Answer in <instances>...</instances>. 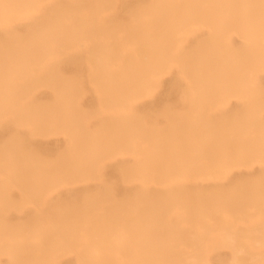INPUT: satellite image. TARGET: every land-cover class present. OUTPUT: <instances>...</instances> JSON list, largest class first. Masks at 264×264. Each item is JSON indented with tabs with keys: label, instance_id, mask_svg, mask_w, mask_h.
Masks as SVG:
<instances>
[{
	"label": "rangeland",
	"instance_id": "1",
	"mask_svg": "<svg viewBox=\"0 0 264 264\" xmlns=\"http://www.w3.org/2000/svg\"><path fill=\"white\" fill-rule=\"evenodd\" d=\"M127 1V0H126ZM247 1V3L245 2V0H244V3L245 4H242V2H240L239 4L240 5H236L235 7H232V11H231V18H232V20L236 23V24H238L241 20H238L239 19V17L237 18V20H236V15H238V13H239V16H241L240 17V19H246L249 15H247V14H252L253 13V16H255V17H250V18H252L253 20H251V22H250V19H249V17H248V20H249V22H250V25L248 24V22L247 23H245V21L246 20H244V23H243V25H241L240 23H242V22H240L239 23V25H241L242 27L240 28L239 26H237V28H236V26L235 27H232L231 26V24L233 23V22H231L232 20H231V18H229V20H230V26H229V23H228V28H227V25H225L224 26V24H221V27H222V29H221V27H219V25H220V21H221V23H225V24H227V20H223V21H225V22H222V20H221V18H217L218 19V22H217V20H216V18H215V20H216V22H217V24H216V22L214 23V21H213V23H214V25H215V27L217 26L218 27V30H220V32L221 31H223V32H221V36H232V35H230L231 33L230 32H232V33H234V35L236 34V32H237V34L234 36L233 35V38L232 39H234V40H232L231 41V43L233 44V46L234 47H236L234 50L235 51H238V49H239V51H241V53H242V51L244 52L245 51V53H242V57L241 58H239V69H241L242 67H243V65H244V67H246V65H247V67L244 69V68H242V70H245V72H247V74H249V76L246 74V75H243V76H241L240 77V79L239 78H237L238 76H228V77H226V78H230V79H233V80H228V79H225V81H224V79H216V80H212V79H210V78H205V77H200V78H198V77H196V78H194L193 77V75H181L180 74V76H179V72L180 71H178L179 70V67L178 66H176V65H173L171 68H169L168 69V71H169V73L167 74V73H165L164 74V72H161L162 70H163V68H160V67H162V65L161 64H163L162 63V61H163V58H164V50L163 49H161L160 47H159V45L158 44H154L153 46H155V48H154V50H156L155 52H158V47H159V50L161 49V50H163L161 53L163 54L161 57L159 56V58H161V64H160V62L158 61V59H155V58H157L158 57V55H156L154 52H152V53H150V54H153L151 57H150V59H152V57L154 58V60H156L157 61V63H156V61L154 62V61H152V60H150L149 62L150 63H154V64H159V66H157L156 65V67L157 68H159V70H158V72H159V74L158 75H151L150 76V78H146V77H143V76H140V77H137V76H135V78H134V75L132 74V72L130 71V70H125V71H129L128 73L130 74V72H131V74L129 75V77H127V72H125V73H119V70L117 69V71H115L114 70V72L113 73H110V72H107V71H105V69H104V67L103 66H101L102 64H100L101 62H100V60L98 61V60H96V57H93L94 55H93V53L92 52H94V50H95V48L96 47H99V46H92V45H84V44H81V45H79V47H77V46H74V45H71V46H68V47H64V48H60L59 50H58V48H57V50H56V52L54 53V55H52L51 56V61H50V63L48 62V64H47V66H46V68L47 69H42L41 67L42 66H32L31 67V71L29 70H27L26 72H25V74L23 75V77L20 79V77H15V76H10V79H9V81H8V86H7V91L6 92H0V106L3 104V109H4V111H3V109H0V113H1V115H0V117H1V122H2V124H1V122H0V124L1 125H4V126H2V128H8V129H10L11 127H9L10 125H13L14 126V128H11V130L9 131H6V132H8L7 134H6V132H4V129L3 130H1V132L2 133H0V136H3L4 135V137L2 138V137H0L1 139H0V188H3L2 189V193H1V189H0V227H4V226H6V228L8 227L9 228V230H8V228H7V232H6V228L4 229L5 231H3V229H2V231H3V233H2V231H1V229H0V231H1V233H0V238L2 239L1 241H0V245L2 246V244H3V246L5 247L6 246V248H2V247H0L1 249H3L2 251H0V263L2 262V264L3 263H5V264H8V262L9 261H11V263H12V261H13V263L12 264H16V260H18V262H17V264H19V261H21V263H23V264H45V263H48V261L50 262V264H52L53 263V260H54V264H55V262H56V264H58L59 262H60V264H79V261H80V264H81V262H82V264H91L92 262L91 261H93L94 260V262L92 263V264H96L97 262H96V259L98 260V263L101 261V263H105V264H123V262H127V263H129V264H139V262H140V264H149L150 262H152L151 264H168V261L169 260H167L166 258H168V259H171V255H173V254H176V255H174L175 256V259H174V256L172 257V259L170 260V261H173V260H175V264H177L178 262V264H196L197 262V264H232L231 263V261H233V264H234V262H235V264H239V262H242V263H244V264H261L262 262V264H264V232H261L262 234H263V237H262V234H260V231H264V224L262 225V223H264V208H260V206L261 207H264V181H263V183H261V181L262 180H264V178H263V176H264V156H262V155H264V142H262L261 140L262 139H264V128H262V126L261 125H263V127H264V117H263V115H264V101H262L261 99H264V82H263V80H264V76H262V74H261V71H263L262 73H264V49H261V47H259L261 50H262V55L261 56H259L260 54H261V52H260V54H258V56H257V53H258V51H259V49L257 50V48H258V45L257 44H262V43H264V22L262 21V20H264V14L263 13H261L263 10H264V1L263 0H258V2H256V1H253L252 2V0H246ZM133 2V3H132ZM150 2V0H148V3ZM252 2V3H251ZM254 2H256V4L254 3ZM121 3H122V1H121ZM128 3H131L129 6H131L132 4H134V5H136V4H138V3H140V0L138 1H135V0H132L131 2L129 1ZM261 3V4H260ZM242 5V6H241ZM259 5V6H258ZM255 6H256V8L258 9H256L255 8ZM259 8H258V7ZM263 6V8H261ZM247 7V8H246ZM241 8V9H240ZM261 8V9H260ZM246 9H248V12L251 10V12L250 13H248L247 12V10ZM259 9H260V11H259ZM244 11V10H246V14L244 13V12H242V11ZM254 10H255V12H254ZM258 12H260V13H256L257 11ZM242 13H243V16H242ZM256 13V14H255ZM241 14V15H240ZM257 14H259V16L257 15ZM120 15H122L121 16V19H123L124 21H126V22H131L132 21V17L130 16V15H127V14H124V13H122V14H120ZM233 15V16H232ZM216 16V15H215ZM106 17V19L109 17L108 15H101V16H98V18L99 19H102V18H105ZM125 17H127V18H125ZM216 17H218V16H216ZM110 18V17H109ZM147 19H149V20H151V18H149V17H146ZM146 18L145 17H142L141 19L140 18H138L137 17V19H138V21L139 22H135V25H134V27L132 28V31L131 32H133V34L134 33H136L137 34V36H134V38L136 37V39L134 40L133 38H129V36H131V37H133L132 36V34L131 35H129L128 36V34L125 32V30H126V28H124V26L123 25H121V24H119V25H117L116 23H110L108 26L110 27V30H109V27L105 30V32H104V30H103V33H104V35L105 36H114V37H116V36H120L122 39H124V37H125V39H126V41H125V43L128 45V46H130V47H133L136 51H137V54H145L144 56L146 57L147 55L146 54H149V49H148V46H147V48L145 49V47H143L144 45H145V43H144V40L142 41V36H140V35H138V34H142L143 35V32L145 31L146 32V30H148L149 31V29H148V26L146 25V24H144V23H142V21L143 20H146ZM261 18V19H260ZM71 19H78L77 17H72ZM158 20H159V25H158V27L159 28H161V29H164V28H166V26H167V22H168V20H170L171 19V16L170 15H166V16H161V17H159V18H157ZM220 19V20H219ZM134 20H136V18H134ZM197 21V23H196V21ZM41 22H42V24L44 23V20H40ZM195 21V22H194ZM194 21H192V19H191V24H192V30H196L195 32H197L196 33V35L198 36L197 37V39H195L194 37H192V35H189V37L188 38H186V40H187V43L189 44V45H186L187 43L185 42L186 40L184 39V42H182L181 40H182V34L179 32L180 30L179 29H172L173 30V32H174V34L175 35H173V39H174V43H173V46H174V48H178V47H182L185 43V47L187 48L188 47V49L190 50V49H193V48H196L197 50H195L194 52L196 53V55H194V53H193V51H192V59L193 60H199V59H201V58H203V57H205L207 54H210V52L213 50H211V48L214 46V45H212L214 42V44L216 45H220V47H223L224 46V44L222 43V42H219L218 41V39H215L216 41H214L213 39L215 38L211 33H210V31H211V28L210 27H205V26H201L198 22V19L197 18H195L194 19ZM237 21H238V23H237ZM124 24H128V23H125V22H123ZM219 23V24H218ZM17 24V23H16ZM42 24H40V25H42ZM234 24V23H233ZM244 24H245V26H247V27H245L244 26ZM251 24L253 25V28L251 27V29L250 28H248L249 26H251ZM17 25H19V23L17 24ZM20 25H22V24H20ZM44 25V24H43ZM42 25V26H43ZM95 25L96 24H93V26H91V27H89V29L91 28H93V30H95V33H91L93 30H91L90 31V33L91 34H93V35H95V34H97L98 32H96V30H98V28H96L95 27ZM111 25H113V28L111 29ZM258 25V26H257ZM260 25V26H259ZM196 26V27H195ZM223 26L226 28V30H225V28H223ZM217 27L215 28V30L217 31ZM261 29H260V28ZM205 28V29H204ZM245 28H248V29H246V30H252L250 33L248 32L247 34H246V32L247 31H245L244 29ZM22 29H23V27H22ZM161 29H159V31H161ZM198 29H202L201 31H199L198 32ZM204 29V30H203ZM208 29V32L206 31ZM242 29V30H241ZM24 31L26 30L25 28L23 29ZM22 30V31H23ZM34 30V29H33ZM241 30V31H240ZM261 30H263V31H261ZM99 31V30H98ZM108 31V32H107ZM138 31H140V33H138ZM151 32L150 33H155L156 32V29L154 30L153 29V31L152 30H150ZM193 31V33H195ZM203 31V32H202ZM241 34H243V32H245V34H246V36H244V34L243 35H240V33ZM258 31H261V32H258ZM87 32H88V30H87ZM94 32V31H93ZM206 32H207V34H206ZM218 32V31H217ZM200 33V34H199ZM210 33V34H209ZM229 33V34H228ZM31 34V38L33 39V35H35L36 36V34L39 36L40 34H43V32L41 31H36V32H34L33 33V35H32V33H30ZM29 34V35H30ZM202 34V35H201ZM263 34V35H262ZM2 35V34H1ZM28 35V34H27ZM135 35V34H134ZM146 35H148V34H146ZM209 35H211V36H209ZM254 35H256L255 37H257V38H255L254 37ZM258 35V36H257ZM34 36V39L36 38V37H38V36H36L35 37ZM127 36H128V38H127ZM145 36V35H144ZM143 36V37H144ZM150 34L148 35V37H147V42H149V39H150ZM204 36V37H203ZM207 36V38H205ZM208 36H209V38H208ZM259 36H261V39L259 38ZM137 37H140V38H137ZM204 39H203V38ZM212 37H214L213 39H211ZM229 37V38H230ZM254 37V38H253ZM31 38H29V36H28V39L31 41L32 39ZM142 38V39H141ZM189 38H191V39H189ZM195 39V41H194V43H193V40ZM200 38H202L204 41L203 42H205L207 39V45H209V47L208 46H206V47H208L209 49H210V51H209V49L208 50H206L205 51V48L206 47H204V46H201V45H206V44H204L203 42H201L200 43ZM238 38H240V40L238 39ZM259 38V40H258V42H257V39ZM133 39V40H132ZM139 39H141V41L139 40ZM200 39V40H199ZM211 39V40H210ZM231 39V38H230ZM255 39V40H254ZM128 40V41H127ZM145 40V41H146ZM213 40V41H212ZM239 40V41H238ZM261 40V41H260ZM33 41V40H32ZM131 43H130V42ZM208 41H210V42H208ZM235 41L236 42H240L239 44L238 43H235ZM242 41V42H241ZM251 41H255V43L254 42H252L251 43ZM142 44H141V43ZM193 43V44H190V43ZM257 42V43H256ZM261 42V43H260ZM144 43V44H143ZM200 43V44H199ZM247 43H251L250 45L249 44H247ZM210 44H211V46H210ZM245 44V45H244ZM147 45V44H146ZM236 45V46H235ZM242 46V45H244L242 48H240V46ZM263 45V44H262ZM84 48H83V47ZM143 47V48H141V47ZM239 46V47H238ZM256 46V47H255ZM200 47H204V49H203V51H202V49H198V48H200ZM73 48H75V50L77 51V52H75L74 50H71V49H73ZM80 48H83L82 50L80 49ZM86 48V49H85ZM139 48H140V51L141 52H139ZM247 48V49H246ZM256 48V49H255ZM262 48H264V45L262 46ZM89 49V50H88ZM90 49H94V50H90ZM71 50V52H69ZM81 50V51H80ZM83 50H85V51H83ZM97 50V49H96ZM99 50H100V48H99ZM153 50V51H154ZM198 50H201V51H198ZM66 51V52H65ZM79 51L80 52H83V53H81V55H83L82 57H81V55H76V57H78L79 58V56L81 57V58H83L82 59V65H80V64H78V62L80 63V60L79 61H77L78 59L75 57V54H77V53H79ZM88 51H90V54H89V52ZM92 51V52H91ZM98 51V50H97ZM97 51H95V52H97ZM111 51V50H110ZM110 51H109V55H111L110 54ZM148 51V53H146ZM198 51V52H197ZM205 51V52H204ZM246 51H247V53H246ZM145 52V53H144ZM203 52V53H202ZM257 52V53H256ZM85 53H86V55H85ZM251 55L252 54V56H250L249 54ZM256 53V54H255ZM158 54H160V52L158 53ZM253 54H255L257 57H258V60H257V57L256 56H253ZM64 55H66V59H70V58H72V60H74L75 59V61L77 62V64H75V67L73 66L74 64V62L71 60H68V62L70 61V62H72L71 63V65H70V63L68 64H66V63H64L63 64V62H64V58H62V57H64ZM89 55V56H88ZM108 55V56H109ZM247 55V56H246ZM85 56V57H84ZM96 56V55H95ZM112 56H113V53H112ZM254 57V59L256 60L255 62H253V63H257L256 65H254V66H252L251 68H250V70H249V66H251L250 64H252V62H249V60L251 59V58H253ZM54 58H56V60L54 59ZM58 58H62V60H63V62H62V64H60L61 63V59H58ZM93 58V59H92ZM247 58H249L248 60H247ZM260 58V59H259ZM55 60V61H54ZM83 60H84V62H85V64H84V62H83ZM94 60L96 61V62H94ZM160 60V59H159ZM91 61H93V65L91 64ZM97 61L99 62L98 64H95V63H97ZM251 61H253V60H251ZM52 62V63H51ZM66 62H67V60H66ZM159 62V63H158ZM243 62V63H242ZM244 62H247V63H245L244 64ZM248 62L250 63V64H248ZM258 62H259V64H258ZM57 63V64H56ZM54 64V65H53ZM56 64V65H55ZM68 66H66V65ZM73 64V65H72ZM83 64H84V66H83ZM27 65H30V64H27ZM59 65H60V67H59ZM76 65H78L77 67H76ZM95 65H97V69L98 70H95L94 71V69L93 68H96V67H94ZM253 65V64H252ZM75 68H73V67ZM93 66V67H92ZM101 66V67H100ZM240 66H242V67H240ZM62 67V68H61ZM83 67H84V70H83ZM177 68L176 70L175 69H173V68ZM50 68H52L51 69V72H54L55 70V73H53V74H51L50 72H49V70H50ZM60 68V69H59ZM71 68V69H70ZM82 70V72H81V70ZM116 68V67H115ZM263 68V69H262ZM63 69V70H62ZM76 69L78 70L79 69V71H76ZM91 71H90V70ZM93 69V70H92ZM173 69V70H172ZM247 69V70H246ZM41 70V71H40ZM42 70H44V73L45 74H41V73H39V71L40 72H42ZM63 71V73L61 72V71ZM173 72H172V71ZM70 71H72V72H70ZM86 71V72H85ZM100 71V72H99ZM167 71V70H166ZM252 71H254L255 73H253ZM38 72V73H37ZM67 73V74H65V73ZM68 72H70V73H68ZM85 72V73H84ZM99 72V73H98ZM108 73V74H106L107 75V77H106V75H104L105 73ZM171 72V73H170ZM176 72H177V75L176 76H179V77H175V74H176ZM26 73H27V75H26ZM48 73V74H47ZM51 75H50V74ZM74 73V74H73ZM89 73V74H88ZM258 73H259V75H258ZM92 74H95L94 76L97 78V76H98V78L96 79L97 80V83H96V81L95 82H93L95 79H92L91 77H93V76H91ZM99 74V75H98ZM251 74H252V76H251ZM257 74V75H256ZM261 74V75H260ZM26 75V76H25ZM29 75V76H28ZM43 75H47V77H48V79H47V77L45 76H43ZM56 75V76H55ZM101 75L103 76L102 78H101ZM166 75V76H165ZM169 75V76H168ZM24 76H25V80H24ZM43 76V79L41 78ZM86 76V77H85ZM100 76V77H99ZM104 76L106 77V78H104ZM183 76V77H182ZM184 76H187V78H185ZM251 76V77H250ZM262 76V79H261V81H260V77ZM30 77V78H29ZM40 77V78H39ZM95 77H93V78H95ZM127 77V78H126ZM133 77V78H132ZM246 77V78H245ZM36 78V79H35ZM55 78V79H54ZM79 78V79H78ZM90 78L93 80V81H91L90 80ZM161 78H162V80H161ZM173 78V79H172ZM180 78H181V80H180ZM183 78H185L184 80H185V82H184V80H183ZM243 78V79H242ZM35 79V81L37 82V81H39V82H35V81H30L31 82V84L30 83H26V82H28L29 80H34ZM39 79V80H38ZM42 80V84H40L41 83V80ZM44 79H46V82L47 81H50V83H52V85L51 84H47L46 82H45V80ZM53 81H52V80ZM88 79V80H87ZM107 79V80H106ZM169 79H172V80H169ZM191 79H193L192 80V82H194V80L196 79V81L197 82H194V83H192L190 80ZM242 79V80H241ZM246 79V80H245ZM85 80H86V82H85ZM132 80V81H131ZM161 80V81H160ZM183 80V81H182ZM226 80H228V81H226ZM238 80H239V84L237 83L236 84V82H238ZM245 80V81H244ZM21 81V82H20ZM102 81V82H101ZM159 81L160 82H162V84L161 83H159ZM169 81L171 82V83H169ZM177 81V82H176ZM178 81H179V83H178ZM180 81H181V86L179 85L180 84ZM230 81H233V84H235L236 85V87H238V89H236V87L232 84V83H230L231 85H228L229 84V82ZM240 81H241V83H240ZM24 82H25V84H24ZM43 82H45L46 84H44ZM56 83V85H55V83ZM85 82V83H84ZM135 82H137V84H135ZM183 82V83H182ZM199 82V83H198ZM245 82V83H244ZM261 82H263V84L261 85ZM10 83H11V85H10ZM12 83H13V85H12ZM15 83H18V85L16 86L15 85V87H14V84ZM24 85H29V86H31V85H33V86H31V88H29V87H27L26 88V86H24V87H22L23 89L21 90V86H23V84ZM36 83V84H35ZM64 83V84H63ZM133 83V84H132ZM177 84V86H176V84ZM190 85H189V84ZM40 84V85H39ZM59 84H62V86L60 85V87H61V89H60V87L58 86ZM67 84V85H66ZM88 84V86L86 87L85 85H87ZM98 84V85H97ZM102 84V85H101ZM103 84H105V85H103ZM132 86L131 88H130V85ZM138 84H139V86H138ZM160 84H161V86H160ZM182 84L184 85V84H187L185 87L184 86H182ZM194 84H200L199 85V88H195V86H194ZM208 85V87L209 88H206V87H203L204 85ZM228 86H227V85ZM102 86L103 88H101V87H99L98 88V86ZM108 85V86H107ZM117 85V86H116ZM119 85V86H118ZM125 85H127L126 87H125ZM134 85V86H133ZM238 85V86H237ZM9 86H11V88H12V90H11V88L9 87ZM57 86L59 87V88H57ZM65 88H64V87ZM136 86V87H135ZM169 88H168V87ZM175 86H176V88H175ZM194 86V87H193ZM198 85H196V87H197ZM226 88H225V87ZM18 87V90H16V88ZM35 87H36V90L38 89V88H40V90H38L37 91V93H35L36 91H34L35 90ZM44 87V89H41V88H43ZM53 87H54V89H53ZM122 87H124V88H126V89H124L123 91H125V92H127L128 91V89H130L129 91H133L134 90V88L133 87H135L136 88V91H137V89H138V92H135V93H133V95H132V93H130L129 91H128V93L127 94H123V92H121L120 91V93H119V89H121ZM129 87V88H128ZM160 87V88H159ZM202 89H201V88ZM224 89H223V88ZM232 87V88H231ZM31 89V91L29 90V89ZM46 88V89H45ZM56 88V89H55ZM117 88H119L118 90H115V89H117ZM144 88V89H143ZM175 88V92L173 91V89ZM185 88H186V90H185ZM222 88V89H221ZM259 88V89H258ZM10 89V90H9ZM26 89H28V91L26 90ZM49 89V90H48ZM108 89H110V91H111V93H108L109 91H108ZM158 89V90H157ZM168 91H167V90ZM209 89H211V90H214V89H216V90H214V91H212V92H210L209 91ZM221 89V90H220ZM225 89H226V91H225ZM20 90V91H19ZM88 90H90L92 93H93V97L91 96L92 94L89 92V94H87V92H88ZM97 90H99L98 91V93H97ZM107 90V91H106ZM113 90H115V91H113ZM174 92H172V91ZM183 90H185V91H187V92H184ZM207 91L206 93H204L205 91ZM223 90H224V92H225V95H223L224 93H222L223 92ZM235 90V91H234ZM262 90V91H261ZM16 91V92H15ZM18 91H19V93H21V95H24V97H22L21 95L19 96V94H18ZM22 91H26L25 92V94H22ZM50 91V92H49ZM55 91H57V92H55ZM75 91V92H74ZM103 91H105V92H103ZM112 91L113 92H115V93H112ZM166 91V93H164ZM170 91H171V93L172 94H170ZM198 91H200L199 93H198ZM201 91H204V92H201ZM215 91H218V92H215ZM227 91H228V93H227ZM229 91H232V92H230L229 93ZM14 92L16 93V94H14ZM32 92V93H31ZM158 92V93H157ZM179 92V94H177ZM184 92V93H183ZM214 92V93H213ZM3 93H5V94H3ZM24 93V92H23ZM50 93H52V95H49ZM155 93V94H154ZM161 93V95H159ZM210 93H213L212 95L210 94ZM13 94H14V97H13ZM27 94H29V96L27 95ZM34 96H33V95ZM46 94H48L47 96H46ZM99 94V95H98ZM119 94H121L122 95V98H119V97H121V95H119ZM146 94V95H145ZM157 94H158V96H159V98H158V96H157ZM163 94H166V95H164V96H162ZM173 94H175V95H173ZM197 94V95H196ZM199 94H200V97H199ZM263 94V95H262ZM15 95H18L17 96V99L15 100L14 98H15ZM67 96V99H66V96ZM75 95V96H74ZM85 95H87V96H85ZM100 97H98V96ZM116 95L118 96V98L117 99H114V100H112V102L113 103H111L110 105H109V103L111 102H109V101H107L108 103H105V101L106 100H108L111 96H113V97H116ZM152 95H155V96H153L152 98H151V96ZM172 95V96H171ZM178 95V96H177ZM198 96L199 97V99L198 98H196V96ZM229 95V96H228ZM230 95L231 96H233L235 99H231V101H230ZM10 96V97H9ZM11 96L13 97V100L11 99ZM30 96H33V97H30ZM49 96H52V97H49ZM54 96L56 97L55 98V100H54ZM74 96V97H73ZM83 96H85V97H83ZM165 96L166 97H170V98H167L168 99V101H166V98H165ZM27 97V98H26ZM32 98V99H30V98ZM69 97H70V100H69ZM73 97V98H72ZM83 97V98H82ZM91 97V98H90ZM95 97H96V99H95ZM105 98V99H103V104H102V99L101 98ZM107 97H108V99H107ZM113 97H111L110 99H112ZM162 97H164V98H162ZM176 97L178 98V101H175V103H173L174 101L173 100H177L176 99ZM181 97H183V98H181ZM217 98V99H215V98ZM219 97H221L220 99H218ZM242 97V98H241ZM257 97L259 98V100L260 101H262L261 102V104H259V100L257 99ZM263 97V98H262ZM9 98H10V100H9ZM22 98V99H21ZM35 98L36 99H40L39 100V106H38V100H35ZM46 98V99H45ZM49 98V99H48ZM81 98H82V104L80 103V100H81ZM145 98H147V99H149V101L147 100V99H145ZM154 98V99H153ZM239 98V99H238ZM26 99V101L24 102V100ZM27 99H29V100H27ZM95 99V100H94ZM109 99V100H110ZM144 100L146 103H144V105L142 106H139V105H136L139 101H141V100ZM152 99V102L150 103V100ZM196 99H197V102L195 103V101H196ZM208 99V100H207ZM210 99H211V101H210ZM213 99V100H212ZM221 99H222V101H221ZM238 99V101H240L239 102V104H237L236 102H238V101H236ZM251 100V102L253 101V100H255V101H253V103L251 104V102L249 103V101ZM253 99V100H252ZM259 101H257V100ZM30 100H33V101H30ZM92 100H93V102H92ZM96 100L98 101L97 102V104H96ZM117 100V101H116ZM230 101V104H228V102H225V101ZM249 100V101H248ZM22 101V102H21ZM30 101L31 103H30V105H29V103L28 102ZM36 101V102H35ZM42 101V102H41ZM73 101V102H72ZM114 101H116V103L114 102ZM118 101H120V102H118ZM153 101H155L154 103H153ZM162 101H163V104L160 106V104L162 103ZM169 101H173V102H170L169 103ZM208 101L209 102H212V103H216V104H218L217 105V107H219V106H231L230 108L229 107H222L221 109L220 108H215V103L213 104V106L214 107H212V103L211 104H209L210 105V107L209 106H207V104H208ZM246 101H248V102H246ZM28 104H27V103ZM32 102H35L36 104H35V106H38V109L40 110V109H42V107H43V109L42 110H44V112H42V111H39V110H37V107H34L35 108V110L32 108V107H30V106H33V103ZM94 102H95V104L97 105H94L93 107H89V106H92V104H94ZM100 102V103H99ZM117 102H118V104H117ZM178 102H180L179 104H178ZM207 102V103H206ZM220 102H222V103H220ZM6 103H8L9 105H10V107L8 106V107H5L6 106ZM27 105H26V104ZM141 103V102H140ZM143 103H141V104H143ZM150 103V104H149ZM191 103V104H190ZM220 103V104H219ZM238 105H236V104ZM246 103H248L249 105L247 106L246 105ZM24 104H25V106H24ZM41 104V105H40ZM59 104V105H58ZM102 104V105H101ZM104 104H107V105H105L104 106ZM117 104V105H116ZM132 104H133V106H132ZM193 104H196V105H193ZM235 105V106H232V105ZM244 105V108L243 107H241V105ZM254 104H256V105H254ZM257 104H259L258 106H257ZM46 105V106H45ZM49 105V106H48ZM56 105H58V109H57V106ZM87 107H86V106ZM99 105V106H98ZM100 105H101V107H100ZM149 105H153V108L155 107V110H153V109H151L150 107L151 106H149ZM159 106V108H157L158 106ZM176 105H179V106H182V105H186V107H185V109L182 107V109H180L179 108V106H176ZM192 105V106H191ZM242 105V106H243ZM250 105H252V106H250ZM29 106V107H28ZM52 106H54V109H52ZM56 106V107H55ZM71 106H73V107H71ZM84 106V107H83ZM136 106H139V107H136ZM176 106V110L174 109V107ZM190 106H191V108H190ZM197 107V110H196V107ZM207 106V107H206ZM258 107L259 108V106H260V110H259V115L258 114H256V115H258V116H256L255 115V113H258V109H257V111H256V108L255 107ZM14 107V108H13ZM26 107V108H25ZM40 107V108H39ZM51 107V109H49ZM62 107V108H61ZM131 107L133 108V111L131 110ZM142 107H144L143 109H142ZM147 107V108H146ZM172 108V110H171V108ZM233 107V108H232ZM237 107V108H236ZM248 107V108H247ZM251 107V108H250ZM6 108V109H5ZM31 108V109H30ZM71 108V109H70ZM98 108H100V109H98ZM136 108V109H135ZM141 109L140 111L138 110V109ZM205 108V110H203ZM216 109V110H221V112H219V111H216L217 113H214L215 112V109H214V111L213 110H210V109ZM239 108V109H238ZM241 108H242V110L244 109L245 111H241ZM250 108V109H249ZM254 108H255V110H254ZM8 109V110H7ZM47 109H48V112H47ZM62 109H64V110H62ZM77 109H78V111H77ZM191 109H192V112H191ZM203 110L202 112H200L201 110ZM208 109V110H207ZM234 110L235 112H234V114H233V111L232 110ZM236 109H238L237 110V113H236ZM247 109V110H246ZM252 109V110H251ZM5 110H7V111H5ZM38 111L39 112V114H37V116H34V117H36L35 119H39V121L38 120H36V122H37V124L35 123H33L32 121H33V119H34V117H33V114H32V112L31 111ZM50 110V111H49ZM80 110H81V112H80ZM173 110H175L174 112L176 113H174L173 112ZM184 110V111H183ZM11 111H13V112H11ZM23 111V112H22ZM30 111V112H29ZM34 112V114L35 113H38V112ZM180 113H179V112ZM195 111V113L197 112V114H199V115H196L195 113V115L193 114V112ZM208 111V112H207ZM209 111H211V114L209 115ZM213 111V112H212ZM222 111H224L223 113H222ZM229 111H231L230 112V114H228L229 116L227 117V116H225L224 115V113H228ZM261 111V112H260ZM9 112V113H8ZM28 112V113H27ZM40 112H42V116H44L43 114H46V116H49L48 117V123L47 124H51L52 126H51V128H49L50 126L48 125V126H43V125H47V124H45L46 122H47V118H45L44 119V117H42L41 116V113ZM45 112H47V113H45ZM49 112H51V114L49 115ZM200 112V113H199ZM249 113V114H247L246 115V113ZM4 113V114H3ZM105 113V114H104ZM133 113V114H132ZM138 113V114H137ZM175 115H174V114ZM219 113H221V116L219 115ZM244 113H245V115H244ZM262 113V115H260ZM6 114H11V117H13V119H11L10 118V116L8 117L9 119H10V123L11 124H8L9 123V119L7 120V122H6V117H7V115ZM17 114L18 116H15V115ZM24 115V117L23 116H21V115ZM32 114V115H31ZM201 114H203L202 116H201ZM222 114L224 115V117L222 116ZM233 114V115H232ZM235 114H237L236 115V117L238 118V120H239V122L237 123V122H234L235 120L236 121H238L237 120V118H235ZM19 115H20V117H23V118H20L19 117ZM36 115V114H35ZM39 115V116H38ZM65 115V116H64ZM104 115V116H103ZM136 115L138 116V118L136 117ZM208 117H207V116ZM217 115H219L220 117V119H224L225 121L223 122V119L222 120H220L219 118L216 120L215 119V117H218ZM240 115V116H239ZM243 115L245 116L244 117V119H242L243 118ZM249 115H254L253 116V121L251 122L250 120L251 119H249L250 118V116ZM6 116V117H5ZM164 116V117H163ZM179 116V117H178ZM210 116H211V119H210ZM213 116V117H212ZM215 116V117H214ZM234 116V117H233ZM252 116H251V118H252ZM5 117V119H3ZM15 117H18L17 119H21V120H17V121H15L14 120V118ZM154 117V118H153ZM155 117H156V120L157 119H159V117H160V119L158 120V121H160V120H162L163 121V119H164V121H166L165 123L166 124H164V122H157L156 120H154L155 119ZM158 117V118H157ZM161 117H162V119H161ZM202 117V118H201ZM207 117V118H206ZM232 118V120H231V118ZM258 117H261V119L260 118H258ZM42 118H43V120H46V121H43L42 120ZM65 118V119H64ZM173 118H175V121L173 120ZM213 118V119H212ZM235 118V119H234ZM133 119V120H132ZM148 119V120H147ZM206 119V120H205ZM209 120V122H208V120ZM226 119H228V121L226 120ZM247 119H249V120H247ZM263 119V120H262ZM40 120H42L41 121V123L43 124V125H38V124H40ZM62 120H64V121H62ZM92 120V124H90V121ZM168 120L170 121L169 123H168ZM186 120H187V122H186ZM213 120H216V121H213ZM234 120V121H233ZM257 120H258V122H257ZM13 121H15V122H13ZM57 121H59V123H61V122H65V128L64 127H62V129L60 128L61 126L60 125H62V124H59L58 126H59V128H60V130H59V128H58V126L56 127V129H55V126H54V128H53V125L55 124V125H57L56 123H57ZM148 121H150V122H148ZM207 121V122H206ZM223 123H222V122ZM227 121V123L228 124H232V123H234L233 124V127H235V125H239V127L237 128V127H235L234 128V130H233V128L232 127H230V125H228L227 123V126H226V124H225V122ZM245 121H247V123L245 124ZM249 121H250V124H249ZM259 121H263V122H261L260 123V125H259ZM33 123V127H32V123ZM35 122V121H34ZM39 122V123H38ZM66 122H68L67 124L69 125L68 127H67V125H66ZM182 122V123H181ZM184 122V123H183ZM201 122V123H200ZM220 122V123H219ZM244 122V125H241L242 123ZM69 123H71V124H69ZM74 123H76L75 125H74ZM102 123H103V125H102ZM105 123V124H104ZM152 123V124H151ZM219 123V124H218ZM252 123V124H251ZM8 126H6V125ZM30 124V125H29ZM107 124V125H106ZM133 124V125H132ZM201 124H202V126H201ZM217 124V125H216ZM221 124V125H220ZM223 124V125H222ZM225 124V125H224ZM256 124H258L259 125V127L256 125ZM0 125V126H1ZM104 125H106V129L105 128H103L104 127ZM110 125H111V127H110ZM113 125V126H112ZM160 125H162L161 127H159ZM180 125V126H179ZM197 126V127H195V126ZM200 127H199V126ZM208 125V126H207ZM6 126V127H5ZM12 126V127H13ZM26 126H30V128L31 129H28V127H26ZM37 126H38V128H37ZM44 127V130H43V128L42 127ZM103 126V127H102ZM149 126V127H148ZM213 126V127H212ZM222 126V127H221ZM242 126V127H241ZM25 127H26V129H25ZM40 127V128H39ZM99 127H101L100 129H99ZM107 127H109V128H107ZM153 127L155 128V129H153ZM166 127V128H165ZM169 127V128H168ZM192 127L194 128L195 127V129H193V131L194 132H200V134L199 135H201L204 139H206V141L208 142H206L204 139H202L201 141H199L200 139H201V137L200 138H198L199 137V135L197 134V136H196V133H193L194 134V136L196 137V138H198V140L196 139V138H194V136H193V134H192ZM204 127H205V129L206 128H208V129H206V131H205V133H204V131H203V129H204ZM218 127V128H217ZM219 127H221V128H219ZM258 129H256V128ZM1 127H0V129H2ZM23 129V131H22V129ZM50 130H49V129ZM58 128V129H57ZM97 128H98V130H97ZM159 128V129H158ZM197 128V129H196ZM215 128V129H214ZM248 128H249V130H248ZM21 129V130H20ZM25 129V130H24ZM54 129V130H53ZM109 129V130H108ZM161 129V130H160ZM164 129V130H163ZM172 129V130H171ZM199 129H201V130H199ZM245 129V130H244ZM262 129V130H261ZM7 130V129H6ZM28 130V131H27ZM32 130V131H31ZM42 130V131H41ZM48 130V131H47ZM51 130H53V131H51ZM109 132H108V131ZM167 130L168 131H173L172 133H173V135L171 134V133H169V134H167L168 132H167ZM177 130H179V131H177ZM184 130H185V132H184ZM192 132H191V131ZM196 130V131H195ZM248 130V131H247ZM255 130V133H256V131H257V133L256 134H254L252 131H254ZM261 130V131H260ZM25 131V132H24ZM57 131V132H56ZM105 132V134L103 133V132ZM161 131H163V132H161ZM170 131V132H171ZM188 131V132H187ZM202 131V132H201ZM230 131V132H229ZM247 131V132H246ZM31 132V133H30ZM44 132V133H43ZM98 132L100 133V132H102V135L105 137V135H106V137H108V140H106L107 142H105L104 143V141L103 142H101L102 141V139H101V141L99 140V142L98 141H96V139L98 138V136H96L97 138L95 139L93 136H95V133H97V135H99L98 134ZM127 132V133H126ZM185 134H184V133ZM189 132H191L189 135H187V133H189ZM208 132V133H207ZM226 135V142H225V144H223L224 143V140H225V138H224V136H222V134L223 133ZM263 132V133H262ZM41 134V136H40V134ZM54 133V134H53ZM80 134V136H79V134ZM108 135H107V134ZM180 133V134H179ZM202 133H204V134H202ZM258 133H260V138H261V140L259 141L258 139H260L259 138V135H258ZM159 134V135H158ZM219 134H221V136L224 138L223 139V142H222V138L220 137L219 138ZM223 134V135H224ZM253 134H254V136H253ZM6 135V136H5ZM28 135H29V138H28ZM43 135V136H42ZM50 135H56V136H50ZM60 135H63V137L62 136H60ZM112 135H115V137H112ZM121 135V136H120ZM123 135V136H122ZM157 136V138H156V136ZM167 135H168V137H167ZM174 135H175V137H174ZM179 135H181V137L179 136ZM257 135V136H256ZM18 136V137H17ZM47 136H50V138L48 139V137ZM58 136V137H57ZM100 136V135H99ZM103 136H100L101 138H103ZM154 136V137H153ZM172 136V137H171ZM179 136V138H176V137H178ZM36 137H38V139L36 138ZM39 137H41V138H39ZM46 138L47 137V139L45 140L44 138ZM89 137V138H88ZM91 137H93L94 139H95V141H94V139L93 138H91ZM109 137H111V142H109L108 143V141H110V139H109ZM121 137V138H120ZM158 137H159V139H158ZM186 137H188L189 139H190V141L188 140H186ZM192 137H193V139H192ZM244 137V138H243ZM247 137H248V140H247ZM249 137H250V139H249ZM34 138H36L37 139V141H38V144H37V141H34L35 139ZM82 138H84L85 140L86 139H88V140H90V139H92L93 141H94V146H92L93 145V143H92V145H89V144H91V141H89L90 143H88V141L85 143V145H88V148L87 147H83L82 146V143H81V141H83V139ZM112 138H116L115 140H113ZM123 138V139H122ZM148 138V139H147ZM174 138H176V140L174 139ZM180 138H184L183 140L185 141V142H183L184 143V145H186L187 146V144H189V146H187V147H190V148H192V146H194L195 145V143H194V141H196L197 140V142H198V145H197V143H196V147H199V148H194V151L192 152V150H191V154H192V157L194 158H192L191 160H190V155L191 154H189L188 153V150L186 149V147L184 148V146H183V149H182V142H181V140L182 139H180ZM258 138V139H257ZM11 139H12V141L15 139V142L13 141V143H11ZM30 139V140H29ZM33 139V140H32ZM41 139V140H40ZM63 139V140H62ZM66 139V140H65ZM98 139H100V138H98ZM97 139V140H98ZM105 139H107V138H105ZM161 139V140H160ZM196 139V140H195ZM209 139H211V145L209 144ZM240 139V140H239ZM252 139V140H251ZM64 140H65V142H64ZM172 140V141H171ZM193 142H192V141ZM221 140V141H220ZM238 140L240 141V142H243L244 143V141L245 142H248V143H250L251 145H253V147L255 146V145H257V146H255L254 147V149L252 148V146L249 148L248 147V143H245L246 145H247V147H246V145L244 146L243 145V143H241V146H240V142H238ZM18 141V142H17ZM31 141H33V142H31ZM54 141H58V143H56V145H54L55 143H54ZM60 141V142H59ZM69 141L70 142H72L74 145H72L73 146V148L74 149H72V150H68V148L70 149V143H69ZM155 141H156V143H155ZM204 141H205V143H204ZM238 142V143H235L234 144V142ZM250 141V142H249ZM259 142V143H257V142ZM7 142H9L10 143V145H12V146H10ZM97 142V143H96ZM201 142V143H200ZM36 143V145H34V144ZM65 143V144H64ZM71 143V144H72ZM111 143V144H110ZM114 143V144H113ZM162 143V144H161ZM171 143V144H170ZM185 143H187V144H185ZM190 143H192V144H190ZM194 143V144H193ZM255 143H257V144H255ZM8 144V145H7ZM77 144V145H76ZM97 144V145H96ZM175 144H177L176 145V148H175ZM201 144V145H200ZM213 144V145H212ZM229 144L230 145H232L231 147L229 146ZM234 144V145H233ZM250 144H249V146H250ZM45 145V146H44ZM65 145V146H64ZM83 145H84V143H83ZM84 145V146H85ZM165 145V146H164ZM170 145V146H169ZM191 145V146H190ZM209 145V146H208ZM215 145V146H214ZM219 145V146H218ZM238 145V146H237ZM38 146V147H37ZM40 146H41V150L43 149V153L40 151ZM54 146H57V147H54ZM58 146L59 147H61L60 149H55V148H58ZM72 146H71V148H72ZM78 146V147H77ZM97 146V147H96ZM105 146V147H104ZM164 146V147H163ZM208 146V147H212L213 148V146L214 147H216L215 149H217V150H221L219 153H221V155L219 154V153H213V152H216V151H213L212 150V148L211 149H209V148H207V150H205L206 149V147ZM220 146H222L221 148H220ZM229 146V147H228ZM236 146V147H235ZM244 148H243V147ZM261 146V147H260ZM6 147V148H5ZM11 147H13V150H15V153H17V154H14V152L13 151H11L12 150V148ZM65 147V148H64ZM80 147V148H79ZM81 147H83V148H81ZM100 147V148H99ZM217 147H219V148H217ZM237 147H239L240 148V150H245L246 148H248V149H250V150H248V149H246L245 151H244V153H246V151L248 152V154H253V153H255L256 152V154H254V156L252 155V157H250V156H248L247 155V153L244 155V153L242 152V153H240L239 151H234V149H236ZM11 148V149H10ZM84 148L86 149H88V151L89 150H91L90 151V153L89 152H87V150H86V152L84 151ZM114 148L115 149H117L116 151L114 150ZM190 148H188L189 150H190ZM192 148V149H193ZM202 148H205L204 149V151L206 152V151H208V150H212L211 151V154H209L210 153V151H208V154L207 153H204L203 151H201V150H203ZM226 148V149H225ZM227 148H229V149H227ZM230 148L231 149H233V151L235 152H233L232 150V152H230ZM257 148V149H256ZM7 149V151H5ZM8 149L10 150L9 152H8ZM64 150V151H62V152H67V151H69V152H67V153H65V155H64V153L62 154L61 153V150ZM65 149H66V151H65ZM83 149V150H82ZM112 149V150H111ZM141 149L143 150V152L141 151ZM167 149L169 150H172V151H167ZM175 149H176V151H175ZM181 149H182V151H181ZM184 149H186V150H184ZM197 149V150H196ZM214 149V148H213ZM214 149V150H215ZM222 149L224 150V151H222ZM19 150V151H18ZM81 150V151H80ZM105 150V151H104ZM114 150V151H113ZM166 150V151H165ZM177 150H178V152H177ZM229 150V152H227ZM237 150V149H236ZM259 150V151H258ZM48 151H51V154L48 152ZM53 151V152H52ZM71 151V152H70ZM72 151H74V152H72ZM82 151H83V153H82ZM110 151V152H109ZM118 151V152H117ZM132 153H131V152ZM145 151V152H144ZM175 151V152H174ZM184 151H185V154H186V156L189 158V161L190 162H185V161H182L183 160V157L181 156V155H184ZM195 151H196V153H195ZM198 151V152H197ZM11 152H13V153H11ZM19 152V153H18ZM46 152H48V153H46ZM76 152V153H75ZM97 152H98V154H97ZM124 152V153H123ZM164 152H166V154H164ZM181 152V154H180V156L179 155H177L178 153H180ZM218 152V151H217ZM223 152V153H222ZM263 152V153H262ZM25 153V154H24ZM57 153H60V154H57ZM88 153V154H87ZM112 153V154H111ZM132 155H131V154ZM160 153V154H159ZM162 153H163V155H162ZM175 155H177V156H174V154ZM183 153V154H182ZM187 153H188V155H187ZM194 153L195 154H197L198 155V157H197V155H194ZM204 153V154H203ZM232 153H234L233 154V159H235V158H237V159H235V160H233L232 161V165L234 164V165H236V163L239 165V167L240 166H242V165H244V161H247V162H245V163H247L248 165H246V166H243V167H245V169H246V171L249 169V171H245V169L243 168V167H241V169L239 170V172L235 169L234 170V168H236L235 166H234V168H233V166H230L229 167V164H227L225 161H227V160H231V154ZM238 153H240V155H242V157L241 156H239V154ZM47 154H50V155H47ZM62 154V155H61ZM72 154H75V155H72ZM80 154V155H79ZM82 154L84 155L85 154V156H87L85 159L86 160H82L83 158L82 157H85V156H82ZM93 154V155H92ZM101 154V155H100ZM126 154H130L131 155V157H130V155H127L126 156ZM134 154V155H133ZM150 155V158H149V155ZM199 154L201 155L202 154V156H199ZM206 154V155H205ZM212 154H215V156H214V158H213V156L211 157L210 155H212ZM217 154H219L220 155V157L222 158V159H224V160H222L219 156H217ZM224 154V155H223ZM47 155V156H46ZM58 155V156H57ZM61 155V156H60ZM77 155V156H76ZM91 155H92V157H91ZM123 155L125 156V157H128V158H126L125 159V157H124V160H123ZM138 155V156H137ZM168 155V156H167ZM194 155V156H193ZM203 155H205L206 157H207V155H209L208 157H211L210 159H211V162H210V159H208V158H206L205 157V161H204V156ZM231 155V156H230ZM256 155V156H255ZM16 156V157H15ZM45 156V157H44ZM80 156V157H79ZM82 156V157H81ZM89 156V157H88ZM100 156V157H99ZM116 156H118V157H116ZM134 158H133V157ZM136 156V157H135ZM162 156V157H161ZM171 156V158H169ZM173 156H174V158H173ZM185 156V157H186ZM218 157V159H220V160H222V164H220V163H218L219 161L218 160H216L215 158H217ZM244 156H248L249 158V161H248V159H247V157H246V159H244ZM11 157H12V159H11ZM13 157H14V159H13ZM56 157V158H55ZM58 157H62L61 159H59ZM114 157H116L115 159H114ZM129 157H130V159H129ZM141 157H142V159H141ZM168 157V158H167ZM185 157H184V160H185ZM198 159H197V158ZM199 157H202L203 159V161L202 160H199L200 158ZM254 157H256V159H253ZM7 158V159H6ZM45 158V159H44ZM58 158V159H57ZM87 158H88V160H87ZM101 158V159H100ZM122 159V161L120 160V159ZM139 158V159H138ZM239 158V159H238ZM77 159V160H76ZM91 159V160H90ZM95 159V160H94ZM115 161H114V160ZM134 159V160H133ZM159 159V160H158ZM167 159V160H166ZM198 161H197V160ZM214 159H215V161H214ZM226 159V160H225ZM242 159H244V161L242 162V161H238V160H242ZM251 159H253V160H256V162H258V163H255V161H253L252 162V160ZM58 160V161H57ZM120 160V161H119ZM133 161V164H132V161ZM144 160H146V161H148L147 163H151L150 164V168H149V165L147 166V164H146V166H145V163H144ZM154 160H157V162L155 163V161ZM170 162H169V161ZM186 160H187V158H186ZM192 160H194L197 164H195V163H192L191 164V161ZM206 160H208L207 161V163L209 162V164H210V166L208 165L207 167H206V165H207V163H206ZM213 160V161H212ZM93 163H95V164H93ZM116 161H117V163H116ZM145 161V162H146ZM165 161V163H167L166 165H165V163H163ZM182 161V162H181ZM188 161V160H187ZM235 161V162H234ZM236 161H238V162H236ZM160 162V163H159ZM193 162V161H192ZM198 162H199V165L201 166V165H204V167H205V170H203V169H200V167H198ZM221 162V161H220ZM234 162V163H233ZM262 162V163H261ZM90 163H92V165L90 164ZM115 163H116V165H115ZM145 166V167H147V168H140L141 166L143 167V165ZM159 163V164H158ZM163 163V164H162ZM180 163H182V164H180ZM201 163V164H200ZM204 163V164H203ZM212 163H214V164H212ZM220 164L219 166L221 167H219L218 166V168H214V167H217V165L218 164ZM228 163H229V161H228ZM242 165H241V164ZM253 163H255L254 165L255 166H253ZM261 163V164H260ZM56 164H58V165H56ZM124 164V165H123ZM212 164V165H211ZM224 164V165H223ZM256 164H258V165H256ZM5 165V166H4ZM6 165H8L7 167H6ZM38 165L40 166V167H38ZM60 165V166H59ZM75 165H79V166H75ZM85 166V168H89L90 169V167H94V165L96 166V167H94V169L92 168V170H93V174L92 175H89V174H91V170L90 171H88V170H85V168H83L84 166ZM124 166V168L123 167H121V166ZM154 165H155V167H154ZM174 165V166H173ZM180 165H184L183 167H184V169L183 168H180V169H178V167H180ZM185 165H187V166H190V165H192V168H194L193 166H195V168L193 169V170H191V167H189L188 168V170L190 169V171L189 172H191V177H189L188 178V180L189 181H191V179L193 178V179H195V177H196V173H197V176H198V174H200L201 176H204V174L206 175V177H207V180H208V182H203V184H204V186H205V188L204 189H201V190H198L200 187L199 186H197L198 184L197 183H195V182H198L199 180V182H201V181H203L204 179H203V177H200V176H198L195 180H192V184L194 183L195 184V186L196 187H194L192 184H190L188 181H187V183H186V180H185V182H184V186L183 185H181V183H180V181H178V178H179V173H181L182 171V173H184L183 175L185 176L186 174L185 173H187V175L189 174L188 173V171H185L186 169H187V167H185ZM226 165H228V167H226ZM230 165H231V163H230ZM238 165H237V167H238ZM75 166V167H74ZM88 166V167H87ZM105 166V167H104ZM108 168H110V169H108ZM113 166L114 167H116V168H113ZM120 166V167H119ZM126 166H127V168L128 169H126ZM133 166H134V168H133ZM151 166H152V168H151ZM161 167L160 168V170L162 169L163 170V168L165 169V170H163L164 172L166 171L167 172V170L168 169H170L169 167H173V168H171V173L174 175V174H176L175 172L177 171V173L178 174H176L177 175V177L176 176H172V174H170V172H169V170H168V174H165V178L163 177L164 176V174H163V176L161 177L160 176V173H158V171H156L157 169L156 168H159V167ZM181 166V167H182ZM252 166V167H251ZM260 166H261V169H260ZM54 167V168H53ZM60 167H62V168H60ZM65 167V168H64ZM72 167L74 168V169H81V168H83L82 169V171H78V172H80V175H79V173H77L76 172V174H75V176L76 175H78V176H76V177H72V178H69L70 176H66V178L65 177H63V175L65 176L66 175V173H64V172H67V175H68V173H72V171H73V169H72ZM78 167H81V168H78ZM102 167V168H101ZM166 167V168H165ZM175 167H176V169H175ZM208 167H212L211 168V170H214L215 171V169H218L219 170V168L220 169H222V170H216V171H218V173L215 171L214 172V174H213V171H211L210 170V168L209 169H206V168H208ZM225 167H226V169H225ZM247 167H248V169H247ZM251 167V168H250ZM19 168V169H18ZM32 168L34 169V172H33V170H32ZM106 168V169H105ZM114 170H113V169ZM136 168H139V169H136ZM186 168V169H185ZM260 169V171H259V169ZM4 169V170H3ZM50 169V170H49ZM53 169V170H52ZM71 169V170H70ZM100 169V170H99ZM141 169V170H140ZM145 170L146 172L144 173V172H142V176L144 175V176H146V177H148V178H151L152 179V182H151V189L149 188V190H146V189H144V188H141L140 187V184H141V182L138 180V177L136 176V175H133L131 172H135V174L137 173V171H142V170ZM156 169V170H155ZM182 169V170H181ZM200 171H199V170ZM230 169H232V170H230ZM244 169V170H243ZM251 169V170H250ZM47 170V171H46ZM57 170V171H56ZM67 170V171H66ZM68 170H70V171H68ZM98 170V171H97ZM115 170H117L116 171V173L115 172H113V171H115ZM122 170H124V172L126 173L127 172V174H126V176H125V173H124V175H123V172H122ZM126 170V171H125ZM128 170V171H127ZM151 170V171H150ZM161 170V171H162ZM198 170V171H197ZM210 170V171H209ZM227 170V171H226ZM16 171H18V172H16ZM45 171H46V173H45ZM88 171V172H87ZM172 171H174V172H172ZM192 171H193V173H192ZM205 171L207 172V174L209 173L210 175H212L213 174V176H215L214 178H212L210 175V177L209 176H207V174L205 173ZM242 171V172H241ZM261 171L263 172L262 174H261ZM3 172V173H2ZM24 174H23V173ZM75 172V171H74ZM90 172V173H89ZM119 172V173H118ZM211 172V173H210ZM230 172H231V174H230ZM248 172H250V174L248 175L247 173ZM259 172V173H258ZM14 173H17L16 174V177H14L15 176V174ZM88 173V174H87ZM102 173V174H101ZM117 173H118V175H117ZM130 173V174H129ZM141 173V172H140ZM140 173H138L137 175L138 176H141V174ZM181 173V174H182ZM204 173V174H203ZM226 173V174H225ZM228 173H229V176H228ZM247 175H246V174ZM257 173V174H256ZM5 175V176H7V177H5L4 178V176L3 175ZM34 174V175H33ZM103 174H104V177H102L103 176ZM129 174V175H128ZM156 174V175H155ZM159 174V175H158ZM162 174V173H161ZM170 174V175H169ZM180 174V178H179V180L180 179H182L181 181H184L183 179V175H181ZM195 174V175H194ZM203 174V175H202ZM218 174V175H217ZM236 174H241V176H239L240 177V179H239V177L238 178H234V176L236 175ZM256 174V175H255ZM11 175L13 176V178L11 177ZM57 175V176H56ZM62 175V176H61ZM69 175H71V176H73L74 175V173L73 174H69ZM119 175H120V177H119ZM157 175H158V177H157ZM169 175V176H168ZM226 175V176H225ZM84 176V177H83ZM118 176V177H117ZM130 176V179L129 178H127V177H129ZM155 176V177H154ZM224 176H225V178L226 179H228V178H230L229 179V181H228V183H227V185H226V183H225V185H226V187H225V185L223 186L222 184L223 183H221L220 184V182H218V185H216V183L215 182H217V180L219 181V178H223V180L221 179V182L222 181H224L225 179H224ZM259 176H262V177H259ZM20 177H21V179H20ZM48 177H49V179H48ZM51 177V178H50ZM62 177V178H61ZM86 177V178H85ZM106 177H107V179L108 180H106ZM133 177V178H132ZM154 177V178H153ZM168 177V178H167ZM173 179H172V178ZM206 177H204V178H206ZM231 177H233V179L234 180H232L231 179ZM7 178V179H6ZM10 179V182L12 181H14V183H16V182H18V183H16L15 185L17 186V188H18V186H19V188L21 189V193H20V189H16L15 188V185H13V184H11L10 182H9V179ZM44 178V179H43ZM78 178V179H77ZM85 178V179H84ZM113 178V179H112ZM117 178V179H116ZM118 178H120V179H118ZM157 178V182L154 180V179H156ZM163 178V180H161ZM170 178H171V180H170ZM200 178H202V179H200ZM211 178V179H213V180H215V181H212V180H209V179ZM251 178V179H250ZM253 178H254V180L257 182V184H256V186H257V188H256V186L254 185V180H253ZM260 178H263L262 180L260 179ZM12 179V180H11ZM46 179V180H45ZM69 179V180H68ZM103 179L105 180V181H103ZM116 179V180H115ZM159 179V180H158ZM15 180H16V182H15ZM20 180V181H19ZM22 180V181H21ZM44 180L45 181H47V184L44 182ZM68 180V181H67ZM85 180V184L88 186V188L84 191L83 189H85V184L83 183V181ZM119 181L120 180V182H121V184H123V186L125 185L126 187H127V189H129V188H131V189H129V190H127L126 189V187H124V188H122L123 186H121L118 182L116 183L115 181ZM138 180V182L136 183V185L137 186H135L131 181H133V182H136ZM169 180V181H168ZM232 180V181H231ZM89 181H90V184H89ZM98 183H97V182ZM174 181V182H173ZM226 181V180H225ZM245 181V182H244ZM9 182V183H8ZM94 182H96L95 184H98V185H93V184H91V183H94ZM171 182V183H170ZM180 184H179V183ZM198 182V183H199ZM230 182H232V184L230 183ZM248 182H250V183H248ZM253 182V183H252ZM259 182H260V184H259ZM22 183H25L24 185H23V188H22ZM79 183H82L81 184V186H80V184ZM115 183V184H114ZM132 183V184H131ZM140 183V184H139ZM168 183V184H167ZM174 184L173 186L176 188L175 190H173L174 189V187L172 186V187H167L168 185H170V184ZM189 186V187H187V185ZM207 185H206V184ZM214 184L215 183V187L212 185V186H209L210 184ZM49 184H50V186H49ZM84 184V185H83ZM100 184V185H99ZM114 184V185H113ZM118 184V185H117ZM127 184H130V187L128 188V185ZM157 184H158V187H157ZM165 184V185H164ZM220 184V185H219ZM46 186V189L48 190H46L47 192H49L50 191V194L51 193H53L54 192V194H52L51 196L49 195V193H48V196H47V192L45 191V187H43V186ZM59 185V186H58ZM79 185V186H78ZM120 185V186H119ZM131 185H133V186H135V188H133ZM153 185V186H152ZM155 185H156V187H157V189L159 190H157L156 189V187H155ZM159 185H160V187H161V185L163 186L162 187V189L159 187ZM176 185V186H175ZM221 185H222V190H223V192L225 193V195L223 194V192L222 191H219V190H216V188L218 187H220L219 189H221ZM253 185H254V187L256 188V189H260V191H256V190H254V189H251V187H253ZM259 185H261V186H259ZM7 186V187H6ZM83 186H84V188H83ZM93 186H94V188H93ZM117 186H119L118 188H117ZM190 186H192V187H190ZM263 186V187H262ZM25 187V188H24ZM26 187L28 188V189H26ZM51 187V188H50ZM59 187V189H61V190H63V193L61 194L60 193V191H56L55 192V189H57ZM75 187H77V189H75ZM90 187H92V188H90ZM102 187H103V189H102ZM106 189H105V188ZM117 189H116V188ZM154 187V188H153ZM195 189H194V188ZM210 187V188H209ZM214 187V188H213ZM225 188V190H224V188ZM235 187H236V189H235ZM4 188H6V189H4ZM30 188V189H29ZM113 188L115 189V190H113ZM120 188V189H119ZM121 188L123 189V191L121 190ZM168 188V189H167ZM171 188H172V190H173V192H171ZM177 188H179V189H181V190H179V194H175V192H176V190L178 191V189ZM227 188V189H226ZM229 188V189H228ZM232 188H234L233 190H237L238 188V192L236 191H233L234 193L233 194H235L234 196L236 197V199L235 200H237L236 202L234 201H232V200H234L233 198H235L234 196L232 197ZM15 189H16V192H15ZM25 189V190H24ZM40 189H44L43 190V194H42V196H40L41 195V193H42V190H41V192H40V194H39V190ZM105 189V190H104ZM167 189V190H166ZM210 189H212L211 190V192H213L214 191V189H215V192L214 193H210ZM251 189V193H250V191H249V193H248V195H247V193H246V190H247V192H248V190H250ZM14 190V191H13ZM22 190H23V192H22ZM28 190V191H27ZM31 192H33L34 193V195H36V196H34L33 195V193H32V197H33V199H32V197H31V193H30V191ZM78 190V191H77ZM79 190L81 191V194H80V192H79ZM102 190H103V192H102ZM107 190V191H106ZM118 190H119V192H118ZM166 191V192H164V191ZM184 190V191H183ZM262 190H263V192H262ZM4 191V192H3ZM11 191V192H10ZM19 192V196L17 197V195H18V192ZM24 191H25V193L27 194H23L24 193ZM36 193H35V192ZM105 191V192H104ZM114 191H116L117 193H118V195L120 194H124L125 193V195H123L122 194V196H120V199L119 200H117L118 198H119V196L118 195H116V197H115V193L116 192H114ZM125 191H128V192H125ZM141 191V192H140ZM152 191V192H151ZM160 192V193H162V192H164L163 194L164 195H166V194H168V192L167 191H169V195H167V196H169V200L168 199H165V198H167V196H162L161 194H159L158 192ZM190 191V192H189ZM194 191L196 192V194L195 195H193L194 194ZM201 191H203V192H205L203 195L202 194H200V192ZM216 191L217 192H221L220 193V195L217 193L216 195H215V193H216ZM225 191H228V192H225ZM256 191V192H255ZM13 192L15 193L14 195L16 196H14L13 195ZM57 192H59L60 194H61V196H60V194L59 193H57ZM144 192V193H143ZM154 192V193H153ZM156 192H157V194H156ZM189 192V193H188ZM199 192V194L200 195H197V193ZM231 192V193H230ZM28 193H29V199H27L24 195H26V196H28ZM46 193V194H45ZM66 194V197H64L65 196V194ZM107 193V194H106ZM116 193V194H117ZM126 193H128V194H126ZM173 193V194H172ZM182 193L184 194V195H182ZM254 193V194H253ZM263 193V194H262ZM56 194H58V195H56ZM132 194V195H131ZM142 194H144V195H146L147 196V198L146 197H142ZM156 194V195H155ZM161 195L160 197H159V195ZM171 194V195H170ZM212 194V195H211ZM244 195L243 197L245 198H247L248 200H249V198H251V197H254V199H255V197H256V202H255V200L252 202L251 200L252 199H250V201H248V203L249 202H251V203H247V202H245L244 200H246V198L245 199H242L241 198V200H242V202H239V198H238V195ZM1 195L3 196L2 198H1ZM23 195V196H22ZM44 195L46 196V197H44ZM81 195V196H80ZM93 195V196H92ZM107 195V196H106ZM127 195V196H126ZM130 195V196H129ZM152 195H154V197H152ZM178 195L180 196V197H178ZM190 195H193V197L194 198H192ZM197 195V196H196ZM223 196V199H224V201L226 202H224V205H223V203H220V201H221V199L219 200V198H221V197H217V196ZM232 197H230V196ZM240 195V196H241ZM245 195H247V196H245ZM250 195H251V197H250ZM254 195V196H253ZM38 196H39V198H38ZM56 196V197H55ZM118 196V197H117ZM171 196H173L172 198L174 199L175 197L177 198V199H179V200H175L177 203H175L174 201H172V199H170L171 198ZM175 196V197H174ZM186 196V197H185ZM191 198H190V197ZM195 196H196V199H195ZM209 196L211 197V198H209ZM215 196V197H214ZM224 196H226L227 197V199H226V197L224 198ZM248 196H249V198H248ZM261 196H263V197H261ZM25 197V198H24ZM48 197V198H47ZM50 197V198H49ZM54 197V198H53ZM57 197H58V199H57ZM64 197V198H63ZM82 197V198H81ZM127 197V198H126ZM142 197V198H141ZM157 197H159V198H157ZM162 197H164V198H162ZM184 197V198H183ZM188 197V198H187ZM242 197V196H241ZM260 197H261V199H260ZM3 198H5V199H7V200H4ZM62 198V199H61ZM90 198L91 199H93V198H97L96 199V201H92V200H90ZM112 198H114V199H112ZM115 198H116V200H115ZM145 198V199H144ZM157 201L158 199L159 200H161L160 202H156L157 203V205L154 203L153 204V202H154V199ZM157 198V199H156ZM181 198V199H180ZM200 198H202L203 200L204 199H206V201L204 200V202H205V204L203 205V203H202V201H201V204H202V207L203 206H205V205H208L206 202L209 200V202H214L215 204H213V203H209L210 204V206H208V207H210L209 209H210V211H211V213H210V211H209V209H208V207L206 206V207H203V208H207V212H206V209H205V212H204V210L201 208V205H200V207L199 206H197V205H199L200 204V201L198 200V199H200ZM230 198V199H229ZM238 198V199H237ZM259 198V199H258ZM2 199V200H1ZM27 199V200H26ZM36 199V200H35ZM47 199L49 200V201H51L52 203H53V200L55 201L54 203H55V208H54V203H53V206H51V208L49 207L48 208V206L49 205H51L50 203L51 202H45V201H47ZM50 199H53V200H50ZM56 199H57V201L58 202H56ZM67 199H69V200H67ZM81 201H80V200ZM134 200V202H135V199H136V202H137V204L136 203H134V202H131V201H129V200ZM142 199V200H141ZM194 199H195V201H196V203H195V201H194ZM208 199V200H207ZM210 199H211V201H210ZM217 199L219 200V201H217ZM32 200V201H31ZM91 201V203L89 204V203H87L88 201ZM95 200V199H94ZM122 200H123V202H122ZM132 200V201H133ZM146 200V201H145ZM147 200H149V203H152V205L150 204V206L147 204V203H145V202H147ZM158 200V201H159ZM213 200H215V201H213ZM240 200V201H241ZM260 200V201H259ZM5 201H6V203H5ZM37 203H36V202ZM105 201H108L107 203L108 204H106V205H109L112 201L114 202H112V204L111 205H109V206H106L105 205ZM152 201V202H151ZM180 201H181V203L183 204V205H181V203H180ZM191 201V202H190ZM216 201H217V204H216ZM232 202V203H230V202ZM247 201V200H246ZM31 202H33V203H35V205H33ZM41 202H42V204H41ZM79 202H80V204H79ZM94 202V203H93ZM121 202H122V205H121ZM130 203V207H129V204L128 205H126L125 203ZM192 202L194 203V206H193V204H192ZM222 202H223V200H222ZM257 202L259 203V204H257ZM46 203H47V205H46ZM58 203H59V205H58ZM93 203V204H92ZM103 203H104V205H103ZM120 206L121 205V207L120 208H122V207H125V206H123L124 204L126 205V207L125 208H123V210L121 209H116V208H119V207H116L117 206V204ZM132 203V204H131ZM143 203V204H142ZM144 203H145V205H147V206H145L144 207ZM233 203H234V206H232L233 205ZM243 204L244 203V205H246V203L248 204V205H246V206H249L250 207V209L252 210V212H253V214L249 211V207H246V208H248V212L246 213V210H245V206L243 207L242 206V209H241V207H240V209L238 208V210H237V207H239V206H241V204ZM253 203L254 204H256L255 206H253ZM49 204V205H48ZM92 204V205H91ZM114 204H115V208H114ZM133 204L134 205H136V206H134L133 208H132V206H133ZM160 204H164V205H162V207H164V208H162V210L158 207V205H160ZM167 204V205H166ZM180 204V205H179ZM192 204V205H191ZM196 204V205H195ZM229 204H231V205H229ZM250 204H251V206H250ZM20 206V207H18V206ZM46 206V208H45V206ZM90 205L92 206V208L90 207ZM154 205H156V206H154ZM188 205V206H187ZM218 205V206H217ZM237 205V206H236ZM239 205V206H238ZM257 205H259V206H257ZM263 205V206H262ZM26 206H29V208H27ZM34 206H38V208L40 209L42 206L44 207V209L43 208H41V209H43V214L44 215H47L46 217H48V219H49V217L51 218V216L52 215H54V219L53 218H51V221H50V219L48 220L46 217H42L43 215L41 214V209H40V211L37 209V207L35 208ZM83 206H86L85 208L87 209V211L85 210V208H83ZM87 206H89V207H87ZM111 206V207H110ZM137 206H141V207H144L145 208V211L146 212H144V214H145V218L143 217V216H141L140 214H137V213H139V211H137ZM177 206V207H176ZM194 208H193V207ZM228 206H229V209H228ZM236 206V207H235ZM15 207L16 208H18V209H15ZM32 207V208H31ZM103 207H106V208H103ZM108 207H110V208H108ZM156 207H158L157 209H158V211L156 210ZM175 207H176V209H178L177 211L176 210H174L175 209ZM183 207V208H182ZM199 207V208H198ZM220 207V208H219ZM232 209H231V208ZM252 207V208H251ZM14 208V209H13ZM54 208V209H53ZM102 208V209H101ZM112 208H114V209H116V210H114V212L116 213V211L117 210H119V211H117L118 212V214L116 213L115 215L114 214H112L111 215V212L113 211L112 210ZM150 208V209H149ZM195 208H198V209H201L202 211H200L199 212V215L201 216H197L198 215V213H196V212H194V213H190L189 211L191 210V211H193V209H194V211H196L195 210ZM235 209V211L238 213V215L236 214V212H234V209ZM254 208L256 209V212L255 211H253L254 210ZM257 208H259L258 209V211H257ZM12 209V210H11ZM49 209V210H48ZM81 209L82 210H85V213H84V211H82L81 212ZM90 211H89V210ZM101 209V210H100ZM112 210V211H110V210ZM146 209H148V211L146 210ZM166 209V211H164V210ZM173 209L174 211H176V212H174L173 210L171 211V210ZM198 209H197V211H198ZM226 209V210H225ZM228 209V210H227ZM25 211V210H28V211H25V212H22V211ZM52 210V211H51ZM56 210V211H55ZM100 210V211H99ZM156 210V211H155ZM169 210V211H168ZM188 210V211H187ZM229 210H232V211H229ZM245 211V213H244V211ZM11 211H13L14 212V214H16V215H18V216H15V218L13 219L12 218V216L14 217V215H12L13 213L11 212ZM95 211V212H94ZM137 211V213H135ZM170 213V211L171 212H173V213H170V215L168 214V212ZM182 211H184V212H182ZM224 211V212H223ZM227 211V212H226ZM243 211V214H247V215H245V216H243V214H241V212ZM261 211V212H260ZM22 212V213H21ZM28 212V213H27ZM49 212H51L52 213V215H50L51 213H49ZM93 212V213H92ZM106 212V213H105ZM125 212V213H124ZM129 213L128 215H127V213ZM147 212H148V215H147ZM166 213L167 215H169V216H167V215H165L164 214V217H160L159 215H161V213ZM178 212V213H177ZM206 213V214H204V213ZM213 212V213H212ZM231 212V213H230ZM232 212H234V213H232ZM12 213V214H11ZM21 213V214H20ZM25 213V214H24ZM65 213V214H64ZM157 213H158V216L160 217V220H159V218L158 219H155L154 217H155V215H157ZM160 213V214H159ZM185 213H189V215H194L195 213L197 214H195V217L197 218V217H200V219H205V218H207V219H205V220H200V219H196L194 216L193 217H191V216H188L187 214H185ZM208 213H209V215H208ZM229 214V216L230 217H236L235 215H237V217L238 218H233V219H235V220H233L232 222L233 223H231V220H232V218L230 219L228 216H224V215H226V214ZM240 213V214H239ZM107 214H109L108 216H107ZM126 216H125V215ZM136 214V215H135ZM149 214H150V218L152 217V214H154V217L152 218L153 220H151L150 218H149ZM173 216H172V215ZM174 214H176V216L174 215ZM211 214H214L215 215V217H214V215H211ZM220 214H224V215H222V217L220 216ZM19 215L21 216V217H19ZM64 215H65V217H64ZM100 215H101V217H100ZM138 216V215H140L141 217V221L143 220V222L145 223V221H146V223H148L149 224V222H154V220L156 221V220H158V221H156V222H158V225L159 226H157V223H156V228H155V230H158L157 229V227H160L159 229L160 230H158V231H154V229H151L150 231H152V233L153 234H151L152 235V237L151 238H147V237H150L149 235L147 236H145L144 238H143V236H139L138 235V233H137V231L135 230V229H133V227H132V224L137 220V219H133V220H130L131 219V217L132 216ZM147 215V216H146ZM206 215H207V217H206ZM212 216V217H208V216ZM219 215V216H218ZM233 215V216H232ZM242 215V216H241ZM260 215V216H259ZM98 216L100 217V218H98ZM109 216H112L111 217V219L109 218L108 220H107V218L109 217ZM114 216V217H113ZM121 216V217H120ZM162 216V215H161ZM167 216V218L169 217V219H171V220H169V223L170 222H174V221H177V222H175L174 224H170L171 226L168 228V226H169V223L167 222V220L168 219H166V222H164V224L162 225V223H161V225H160V222H161V219H162V221H165V217ZM189 217V219L188 218H186V217ZM218 216V217H217ZM258 216V217H257ZM30 217V218H29ZM32 217V218H31ZM53 217V216H52ZM68 219H67V218ZM96 217H97V220L95 221L94 219H96ZM105 217V218H104ZM142 217H143V219H142ZM172 217V218H171ZM181 217H183L184 219H185V221H186V223L185 222H183L184 221V219H181ZM217 217V218H216ZM223 219L224 217H227L226 218V221H225V218L223 219V221H225V222H222V219ZM242 217H245L244 219H242ZM35 219L34 221L32 220V219ZM36 218H39L38 220H39V222H38V220L36 219ZM66 218V219H65ZM175 218V219H174ZM191 218V219H190ZM195 219L193 222H194V224L191 222H189V220L191 221V220H193V219ZM209 218V219H208ZM253 218L255 219V220H253ZM257 218H259V219H257ZM2 219V220H1ZM31 220L30 222L28 221L27 222V220ZM42 220V222H44V223H47V225H42V224H44V223H42L41 222V220ZM45 219L46 220H48L49 221V223H48V221H45ZM56 219V220H55ZM101 219L103 220V222L101 221ZM104 219L106 220V222H104ZM113 219V220H112ZM145 219V220H144ZM148 221H147V220ZM174 219V220H173ZM181 219V220H180ZM215 219V220H214ZM218 221H217V220ZM256 219H257V221H256ZM99 220H100V222H99ZM110 220V221H109ZM179 220L181 221L180 223H179ZM187 220H188V222H187ZM206 220H207V222H206ZM213 220V221H212ZM221 220V221H220ZM228 220V221H227ZM247 220V221H246ZM251 220V221H250ZM65 221V222H64ZM66 221H68V223L66 222ZM92 221H94V222H92ZM114 221H117V222H114ZM129 221H130V223H129ZM209 221H212L211 222V224L212 225H208L210 222ZM220 221V222H219ZM240 221H243V224H244V226H246V227H244L243 226V224L241 223L240 224ZM255 221V222H254ZM62 222H64V223H62ZM69 222H70V225H71V228H72V231H70L69 230V228H68V230H69V232H76L75 234H74V236H73V233H72V236H70V239H72V238H74L75 236H77L76 238H74V239H72V241L74 240V242H73V244L75 243L76 245L75 246H79L80 248L82 247H84V249L83 250H81L79 247V249L80 250H78V248L77 247H74V246H72L73 244H71L72 243V241H71V243H70V240H69V236H67V238H68V240H69V242H67V243H65V241H66V239L67 238H65L64 236L66 235V233L62 230V226H59V228L61 229H59V228H57V229H55L56 231H58V232H56L55 230H54V228L55 227H51V225L53 226H55V224H57V225H59V224H61V225H65V223H67V224H69ZM83 222V224H81ZM110 224L111 223V225L113 224V225H115L116 224V229H115V231H114V233L111 235V240L109 241L110 242V245L111 244H115L116 242L117 243H119V245H120V247H122V248H120V249H122V250H120L119 249V252H118V250H114L112 247V245H111V250L110 251H105V252H103V251H95V250H93L92 251V249H88V247H86V246H84V245H86V241H93L92 243L93 244H95V243H97V244H95V245H98L99 243H100V241L102 240V239H99L100 238V236L99 237H96V235L97 234H100V232L102 231L101 229L103 228V231H102V234H103V232H105L106 230V227L104 226L103 227V225H107L108 223ZM113 222V223H112ZM132 222V223H131ZM152 222L149 224V225H152ZM206 222V223H205ZM226 222H227V225H226ZM246 222H248V223H246ZM249 222H251V223H249ZM252 222H253V224H252ZM50 223H51V225H50ZM91 223V224H90ZM115 223V224H114ZM120 223V224H119ZM123 223H125V224H123ZM128 223V224H127ZM142 223V222H141ZM143 223V228L142 229H144V230H146L148 227H149V225L148 224H144ZM179 223V224H178ZM181 223H182V226H180L181 225ZM29 226H28V225ZM67 224H66V227H67ZM75 226H74V225ZM131 225V227H130V225ZM166 224V225H165ZM177 224L181 227H177L178 229H175L176 228V226H177ZM184 224H186V225H184ZM187 224H188V226H187ZM191 224V225H190ZM215 226H214V225ZM222 224H224V225H226V227L224 226V225H222ZM229 224V225H228ZM259 224H261V225H259ZM24 225V226H23ZM56 225V226H57ZM89 225V227H87ZM110 225V226H111ZM124 225V226H123ZM168 225V226H167ZM176 225V226H175ZM186 227H184V226ZM196 225H198V229H199V227H201L200 229H203L204 230V232H203V230H200L199 229V231L202 233L201 235H200V232L199 231H196V229H193L194 228V226L196 227ZM220 225H222V226H220ZM240 225L242 226V227H240ZM250 225V226H249ZM15 226V228H11V229H13V230H11L10 229V227H14ZM43 226V227H42ZM121 226H123V228L121 227ZM128 226V227H127ZM147 226V227H146ZM165 226H167L166 228H165ZM174 226V227H173ZM205 226V227H204ZM211 226V227H210ZM217 226V227H216ZM218 226H219V228H221V230L218 228ZM252 226V227H251ZM255 226H257V229H259L258 230V232H257V230L255 229ZM261 228L262 227V229H260L259 227ZM48 227H51V228H48ZM58 227V226H57ZM68 227H69V225H68ZM75 227V228H74ZM121 227V228H120ZM125 227H127V228H125ZM130 227V228H129ZM144 227H146V229L144 228ZM215 227V228H214ZM225 227V228H224ZM240 229H239V228ZM247 227H251V229H255L254 230V232H252L253 230H251L250 228H247ZM64 228V227H63ZM82 228V229H81ZM89 228V230H87L88 232L90 231V233H88V232H86L85 233V230L86 229H88ZM186 230H185V229ZM197 228V227H196ZM211 229V228H214L213 230H212V232H211V234H209L210 235V237H213L211 240H209L207 237H209V235L207 234V229ZM243 228L245 229V230H243ZM24 229V230H23ZM67 228H64V230H66ZM162 229V230H161ZM179 229H183L184 231H182V233H181V231H179ZM192 229V230H191ZM207 231H206V230ZM217 229H219V230H217ZM240 230V233H239V231H237V230ZM241 229H242V231L243 232H241ZM247 229V230H246ZM250 229V230H249ZM119 230V231H118ZM176 230V231H175ZM189 230V231H188ZM191 230V231H190ZM196 231V232H199V233H197L198 235H200V236H195L196 235V232L194 233V231ZM214 230H216L215 232H218V235L219 236H217V234H214ZM223 230V231H222ZM10 231V232H9ZM62 231V233H60ZM96 231H98V232H96ZM132 231H134V233L132 232ZM165 231H167L166 233H168V234H166V233H164ZM206 231V232H205ZM223 232V234H222V232ZM237 231V232H236ZM36 232V233H35ZM56 232V233H55ZM63 232L65 233L64 235H63ZM68 232V231H67ZM83 232V233H82ZM92 232H93V234L94 235H92ZM107 232V231H106ZM105 232V233H106ZM155 232V233H154ZM184 232V233H183ZM188 232H190V233H188ZM191 232H193L192 234L193 235H191ZM225 232L227 233V234H225ZM245 232V233H244ZM249 232V233H248ZM256 232V233H255ZM58 233V234H57ZM104 233V234H105ZM172 233V234H171ZM174 233V234H173ZM177 233V234H176ZM180 233V236H176V235H178ZM208 233H210V230L208 231ZM243 234V235H239V234ZM53 234V236H51ZM61 234V235H60ZM69 234V233H68ZM71 234V233H70ZM88 234H91L90 235V237H89V235ZM154 234H156V235H154ZM160 234H161V236H160ZM171 234V235H170ZM185 234V236L182 238V236L181 235H184ZM204 234H205V236H204ZM207 234V235H206ZM229 234V236L231 237V238H235L236 236V240H238L239 241V243L238 242H236V243H238V245L235 243V239H233V240H235V241H233V240H231V238L230 237H227V235ZM235 234V235H234ZM244 234H246V235H250V237H248V236H246V235H244ZM252 234H259V236H260V240H261V242H263V243H261V242H259V244H258V242L257 241H255L256 239V237L258 236V235H256V237L255 236H252ZM62 236V238L64 239V241H63V239L61 238L60 239V237H58V236ZM87 235V236H86ZM134 235V236H133ZM167 237H166V236ZM175 235V237H173V236ZM189 237H188V236ZM213 235V236H212ZM220 235H222V236H220ZM224 235V236H223ZM226 235V236H225ZM233 235V236H232ZM239 235V236H238ZM36 236L38 237L37 239H36ZM92 236H94V238H92L91 239V237ZM103 235H101V237H102ZM170 236V238L168 239V237ZM190 236L191 237H193L194 239L193 240H195V239H197L196 241H197V245L198 244H200V243H198L199 242V240H201L202 238H203V242L202 241H200V242H202L200 245H196V244H193L194 243V241L192 242L191 240H192V238H190ZM207 236V237H206ZM214 236H217L218 238L219 237H222V238H225L226 237V239H221V238H216V239H214L215 237ZM252 236V237H251ZM259 236H258V238H257V240H259ZM50 237V238H49ZM72 237V238H71ZM141 237H142V239H141ZM24 238V239H23ZM78 238H79V240H78ZM88 238V239H87ZM103 238V237H102ZM163 238L165 239L164 240V242H162L165 246H172L173 244V241L175 242V244H176V242L179 244V246L177 247V244L176 245H173L172 247H171V249H176V250H173L172 252H174L173 254H170L171 253V250H170V253L168 254V252L166 251H164L163 250V252L161 251V252H159L158 253V251L157 250H159L158 248L155 250V248H156V246H157V244H160L161 242H159V241H161V240H163ZM173 238V239H172ZM179 238H182V239H180V241L178 240ZM201 238V239H200ZM204 238H206V239H204ZM228 238L230 239V240H228ZM254 238V239H253ZM33 239H35L36 240V242H34L35 240H33ZM43 240V242H45V243H43L44 244V246L42 245H40V244H38V240ZM59 239H60V241L62 240L63 241V243H65V247L62 245V243H60V241H59ZM90 239V240H89ZM139 239V241H137V243H135V246L137 245V244H139L140 243V241H143L142 243H140V244H145L143 247H141L140 249H141V252H140V250H138L137 248H135V247H133V245H134V242H136V240H138ZM176 241H175V240ZM249 239V240H248ZM251 239H253L254 241H255V244H254V242L251 240ZM11 240V241H10ZM67 240V241H68ZM76 240H78V241H76ZM147 240V241H146ZM182 242L181 244L178 242ZM46 241H48V242H46ZM79 241H80V244H79ZM166 241H168V242H166ZM195 241V242H196ZM211 241V244L213 245L212 246V248H211V244L209 243ZM217 241V242H216ZM221 241V244H218V242H220ZM228 241V242H227ZM230 241H232V242H230ZM57 242H59L58 244H57ZM84 242V243H83ZM95 242V243H94ZM153 242V243H152ZM166 242V243H165ZM169 242H172L171 244H169ZM216 244H215V243ZM233 242H234V244H233ZM241 242V243H240ZM92 243L90 244V242L88 243V244H90V245H92ZM161 243V244H162ZM167 243L169 244V245H167ZM204 243V244H203ZM205 243L207 244V247H205ZM225 243H228V245L230 246V247H228L227 246V244H225ZM231 243V244H230ZM258 245H257V244ZM47 244V245H46ZM56 246H55V245ZM62 245V247H60L59 245ZM70 244H71V247H70ZM156 246H155V245ZM160 244V245H161ZM162 244V245H163ZM225 244L226 246H223V245ZM236 244V245H235ZM240 244H242V246L240 247L239 245ZM11 245L15 248H18L19 247V251H18V249H17V251H14V250H11V249H9V251L10 252H15V254L14 253H11L10 254V252H8L7 250H8V248H11ZM30 245V246H29ZM54 247H53V246ZM58 245V246H57ZM67 245V246H66ZM82 245V246H81ZM148 245H152V246H150V247H148ZM194 246V247H191V246ZM210 245V250L208 249L209 246ZM221 245V246H220ZM261 245H262V247H261ZM18 246V247H17ZM48 246V247H47ZM153 246H155V247H153ZM159 246V245H158ZM174 246H176V247H174ZM197 246V247H196ZM235 246H237V247H235ZM239 246V247H238ZM35 247V248H34ZM60 247V248H59ZM69 248L70 250H68L67 248ZM75 249V248H77V249H75V250H73V248ZM124 247V248H123ZM132 247L134 248V249H136V251H133L132 253L130 252V254H128L129 253V251H132L133 249H132ZM144 247H148L149 249V251L148 252H146L147 251V249H145ZM191 247V249L190 250H188V248H190ZM196 247V248H195ZM222 247V248H221ZM233 247H234V250H233ZM261 247V248H260ZM16 248H15V250H16ZM27 248V249H26ZM128 250V249H130L131 248V250H129V251H127L126 249ZM150 248H153V250L152 249H150ZM159 248H161L160 246H159ZM194 249V251H195V253H194V251H193V249ZM199 248V249H198ZM201 248V249H200ZM206 248H207V250H206ZM238 248H242V250L241 249H238ZM258 248H260L259 250H258ZM0 249V250H1ZM21 249V250H20ZM36 249V250H35ZM64 249V250H63ZM85 249H88V252L89 253H84L86 250ZM124 249V250H123ZM177 249H178V251H177ZM180 249V250H179ZM188 251H187V250ZM198 249V251L196 252V250ZM202 249H204V250H202ZM217 249H221V250H217ZM223 249V250H222ZM229 249V250H228ZM236 249H237V252H236ZM244 249V250H243ZM66 250H68L69 252L71 251L72 252V250H73V252H72V254H70L69 252L67 253V251ZM85 250V251H84ZM142 250H144V251H142ZM151 250V251H150ZM191 250L193 251V253L195 254V256L194 255H192L193 253H191ZM217 250V251H216ZM231 250V251H230ZM256 250V251H255ZM6 251L8 252V253H6ZM66 251V252H65ZM76 251V252H75ZM113 251H115V252H113ZM125 251V252H124ZM153 251V252H152ZM154 251H156V253L154 252ZM208 251H210L209 252V254L207 253ZM212 251H215V252H212ZM232 251H235V253H234V255H233V252ZM240 251V252H239ZM243 251V252H242ZM263 251V252H262ZM24 252H25V254H24ZM35 254H34V253ZM57 252V253H56ZM81 252H82V254H84V256L81 254ZM107 252V253H106ZM108 252H110V253H108ZM112 252V253H111ZM151 252L152 253H155V255L154 254H151ZM178 254H177V253ZM212 252V253H211ZM3 253H4V255L6 254L7 256H10V257H7L6 255V257H4V256H2L3 255ZM23 253V254H22ZM26 253H28L27 255L29 256V257H31L32 258V260H30L29 259V257H27L26 256ZM29 253H32L31 254V256H30V254ZM77 253V254H76ZM95 253H99L98 255L97 254H95ZM116 253H119L120 254V256L119 257H116L117 256V254ZM135 253V254H134ZM146 254V257H145V254ZM162 253V254H161ZM163 253H167V254H165V256H164V254ZM232 253V254H231ZM240 253V254H239ZM250 255V256H252V254H253V257L254 256H257V257H254V258H252V261H251V258L249 257V259H250V261L247 259V256L245 257V255ZM248 253V254H247ZM2 254V255H1ZM8 254H10V255H8ZM80 254V255H79ZM86 254H89V256L91 255V254H93L94 255V258L92 259H90V257L92 256L93 257V255H91L90 257L88 256V255H86ZM107 254V255H106ZM110 254V256H108ZM118 254V255H119ZM127 254V255H126ZM191 254V255H190ZM218 254V255H217ZM236 254V255H235ZM238 254V255H237ZM255 254V255H254ZM37 255H39V256H37ZM66 255H68V256H66ZM100 255V256H99ZM116 255V256H115ZM123 255H125L124 256V260H127V261H123ZM152 255V256H151ZM161 255V257H160V259L159 260H156L155 261V258L156 259H158V257L157 256H160ZM12 256H13V258H12ZM66 256V257H65ZM76 256V257H75ZM96 256V257H95ZM113 256V257H112ZM134 256V257H133ZM154 257V256H156L155 258H151V261L149 262V260H148V262H146L145 261V258L146 259H148V257ZM162 256H164L163 257V259H161L162 258ZM169 256V257H168ZM194 256V257H193ZM196 256L197 257H199V258H197L196 259ZM222 257L223 259L221 260V258H219V257ZM224 256L226 257V258H224ZM233 256H235L234 257V259H232L233 258ZM22 257V258H21ZM27 257V258H26ZM64 257V258H63ZM73 257H75V258H73ZM145 257V258H144ZM242 257H244V258H242ZM15 258V259H14ZM58 258H59V261H58ZM60 258H62L61 260H60ZM89 258V259H88ZM96 258V259H95ZM137 258V259H136ZM142 258H144V259H142ZM165 258V259H164ZM227 258H230V259H227ZM256 258V259H255ZM7 259V260H6ZM23 259H26V260H23ZM28 259H29V261H28ZM56 259V260H55ZM133 259V260H132ZM143 261H145V262H143ZM150 259V258H149ZM194 259V260H193ZM200 259V260H199ZM220 259V260H219ZM232 259V260H231ZM246 259H247V261H246ZM6 262H5V261ZM71 260H73V261H71ZM74 260H76V261H74ZM117 260V261H116ZM139 260V262L137 263V261ZM141 260V261H140ZM162 260V263L161 262H158V261H161ZM178 262H177V261ZM240 260V261H239ZM244 260H245V262H244ZM255 260V261H254ZM4 261V262H3ZM16 261V262H15ZM23 261V262H22ZM135 261H136V263H135ZM163 261H164V263H163ZM165 261H167V262H165ZM195 261V262H194ZM210 261V262H209ZM216 261V262H215ZM254 261V262H253ZM72 262H74V263H72ZM87 262V263H86ZM116 262V263H115ZM131 262V263H130ZM143 262V263H142ZM155 262V263H154ZM227 262V263H226ZM10 262H9V264H11ZM101 263H99V264H101ZM171 263H173V262H171ZM170 263V264H171ZM126 264V263H125ZM174 264V263H173ZM241 264V263H240Z\"/></svg>",
	"mask_w": 264,
	"mask_h": 264
},
{
	"label": "bare ground",
	"instance_id": "2",
	"mask_svg": "<svg viewBox=\"0 0 264 264\" xmlns=\"http://www.w3.org/2000/svg\"><path fill=\"white\" fill-rule=\"evenodd\" d=\"M121 1H122V3H121ZM131 2L132 0H0V92H6L8 89H7V86H8V81H9V79H10V76H15V77H20V79L23 77V75L25 74V72L29 69L30 71H31V67L32 66H42L41 68L43 69H47L46 68V66H47V64H48V62L50 63V61L52 60L51 59V56L52 55H54V53L56 52V50H57V48H58V50L60 49V48H64V47H68V46H71V45H74V46H77V47H79V45H81V44H84L85 46L86 45H92L93 47L94 46H99V47H96L95 48V50L94 49H90V50H94V52H92L93 53V57H96V60H100V64H102L101 66H103L104 67V69H105V71H107V72H110V73H113L114 72V70L115 71H117V69L119 70V73H125V72H127V71H125V70H130L131 72H132V74L134 75V78H135V76H137V77H140V76H143V77H146V78H150V76L151 75H158L159 74V72H158V70H159V68H157L156 67V65L157 66H159V64H152V63H150L149 61L150 60H152V61H156V60H154V56L152 57V59H150V57L155 53H157L156 55H158V57L157 58H155V59H158L159 58V56L161 55H163L162 53V51L164 50V58H163V61H162V63L163 64H161V58L163 57H161V58H159L158 59V61L160 62V64L162 65V67H160V68H163V70L161 71V72H164V74L165 73H169V71H168V69L169 68H171L173 65H176V66H178L179 67V70L178 71H180L178 74H179V76H180V74L181 75H193V77L194 78H196V77H198V78H200V77H205V78H210V79H212V80H216V79H228V78H226V77H228V76H238L237 78H239L240 79V77L241 76H243V75H246L247 74V72H245V70H242V68H246L247 67V65L245 64V63H247V62H244V64L246 65V67H244V65H243V67L242 66H240V67H242L241 69H239V58H241L243 55H242V53H245V51L243 52L242 51V53H241V51H239V49H238V51H235L234 49L237 47L236 45V47H234L233 46V42L231 43V41L232 40H234V39H232L233 38V35H234V33H232V32H230L231 34L230 35H232L231 37L230 36H221L220 34H221V32H223V31H221L220 32V30H218V27H217V31L215 30V25H214V23L216 22V20H217V22H218V19L217 18H221V20H222V22H225V21H223V20H227L226 22H227V24H225V23H221V21L219 22L220 23V25H219V27H221V24H224V26L225 25H227V28L230 26V23L231 22H233L232 24H231V26L232 27H235L236 26V28H237V26H239L240 28L242 27L241 25H243V23H244V20H246L245 21V23H247L248 22V24L250 25V22H251V20H253L252 18H250V17H255V16H253V13L251 14L250 12H251V10L248 12V9H246L247 10V12L248 13H250V14H247V15H249L248 17H249V19H250V22H249V20H248V17L246 18V19H240V17L241 16H239V13H238V15H236L235 17H236V20H237V18L239 17V19L238 20H241L240 22H242V23H240L241 25H239V23H238V21H237V23L238 24H236L233 20H232V18H231V11H232V7H235L236 5H240L241 3L240 2H242V4H245L244 3V0H150V2L148 3V0H140V3H138V4H136V5H134V4H132L131 6H129L131 3H128V2ZM135 1H137V0H135ZM139 1V0H138ZM240 1V2H239ZM253 1H256V2H258V0H252V2ZM264 1V0H263ZM245 2L247 3V1L245 0ZM251 2V3H252ZM256 2H254L255 4H256ZM133 3V2H132ZM240 3V4H239ZM264 3V2H263ZM261 4V3H260ZM242 6V5H241ZM259 6V5H258ZM257 6V7H258ZM247 8V7H246ZM255 8H256V6H255ZM259 8V7H258ZM261 8H263V6L261 7ZM260 8V9H261ZM241 9V8H240ZM257 9V8H256ZM260 9H259V11H260ZM246 10H244V11H242V12H246ZM258 10V9H257ZM256 10V11H257ZM254 12H255V10H254ZM122 13H124V14H127V15H130L131 17H132V21L131 22H126V21H124L123 19H121V16L122 15H120V14H122ZM256 13H260V12H256ZM255 13V14H256ZM261 13H263L264 14V10L261 12ZM260 13V14H261ZM108 15L109 17L106 19V17L105 18H102V19H99L98 18V16H101V15ZM246 14V13H245ZM168 16V15H170L171 16V19L170 20H168V22H167V26H166V28H164V29H161V28H159L158 27V23H159V20L157 19V18H159V17H161V16ZM218 16V17H216V16ZM241 15V14H240ZM258 16H259V14H257ZM233 16V15H232ZM238 16V17H237ZM242 16H243V13H242ZM74 18V17H77L78 19H71V18ZM123 17V16H122ZM137 17L138 18H142V17H149V18H151V20H149V19H147L146 18V20H143L142 21V23H144V24H146L147 26H148V29H149V31L148 30H146V32L144 31L143 32V35L142 34H138V35H140V36H142V41L144 40V43H145V45L143 46V47H145V49L147 48V46H148V49H149V54H146L147 56L145 57L144 55L145 54H137V51L133 48V47H130V46H128L126 43H125V41H126V39H125V37H124V39H122L120 36H116V37H114V36H105L104 35V33H103V30L106 28H108L110 25V23H116L117 25H119V24H121V25H123L124 26V28H126V30H125V32L128 34V36L129 35H131L132 34V36L133 37H131V36H129V38H133L134 40L136 39V37L134 38V36H137V34L136 33H134L133 34V32H131L132 31V28L134 27V25H135V22H139L138 21V19H137ZM125 18H127V17H125ZM134 18H136V20H134ZM195 18H197L198 19V23L201 25V26H205V27H210L211 28V31H210V33L215 37H210L211 39H213L214 41H216L215 39H218V41L219 42H222L223 44H224V46L223 47H220V45L218 46L217 44L215 45L214 43L212 44V45H214L212 48H211V52H210V54H207L205 57H203V58H201V59H199V60H193L192 59V51H193V53H194V55H196V53L194 52L195 50H197L196 48H193V49H188V47L186 48L184 45L187 43V40H186V38H188L189 37V35H192V37H194L195 39H197V35H196V33L197 32H195L194 30H192L191 28V26H192V24H191V19H192V21H194V19ZM215 18H216V20H215ZM229 18H231V22H230V20H229ZM256 18V17H255ZM215 21H214V20ZM261 19V18H260ZM40 20H44V25L42 24V22L40 21ZM214 21V23H213V21ZM220 20V19H219ZM196 21V20H195ZM194 21V22H195ZM263 22H264V20H262ZM123 22H125V23H128V24H124ZM217 22H216V24H217ZM19 23V25H17V24ZM196 23H197V21H196ZM218 23V24H219ZM228 23H229V26H228ZM252 23V22H251ZM20 24H22V25H20ZM40 24H42V25H40ZM93 24H96L95 25V27L96 28H98V30H96V32H98L97 34H95V35H93V34H91V33H95V30H93V28L91 29H89V27H91V26H93ZM109 25V26H108ZM108 26V27H107ZM112 27H111V29L113 28V25H111ZM223 26V28H225ZM230 26V27H231ZM244 26H245V24H244ZM258 26V25H257ZM260 26V25H259ZM22 27H23V29L25 28L26 30L24 31L23 29H22ZM196 27V26H195ZM245 27H247V26H245ZM251 27L253 28V25L251 24V26H249L248 28H250L251 29ZM179 29L180 31V33L182 34V42H184V39L186 40L185 42V44L182 46V47H178L177 49L176 48H174V46H173V43H174V39H173V35H175L174 34V32H173V30L172 29ZM248 28H245L244 30L245 31H247L246 32V34L250 31V30H246V29H248ZM260 28V27H259ZM34 29V30H33ZM105 29V30H106ZM153 29L155 30L156 29V32L155 33H150L151 31L150 30H152L153 31ZM159 29H161V31H159ZM205 29V28H204ZM203 29V30H204ZM221 29H222V27H221ZM238 29V28H237ZM261 29V28H260ZM23 30V31H22ZM87 30H88V32H87ZM91 30H93L91 33H90V31ZM105 30H104V32H105ZM108 30V29H107ZM109 30H110V27H109ZM202 29H198V32L199 31H201ZM225 30H226V28H225ZM242 30V29H241ZM240 30V31H241ZM38 32V31H42L43 32V34H40L39 36L36 34V36H38V37H36L35 35H33V33L34 32ZM111 31V30H110ZM193 31L195 32V33H193ZM207 32H208V29L206 30ZM252 31V30H251ZM250 31V32H251ZM261 31H263V30H261ZM261 31H258V32H261ZM108 32V31H107ZM203 32V31H202ZM207 32H206V34H207ZM239 32V31H238ZM249 32V33H250ZM30 33H32V37H33V39L31 38V34ZM138 33H140V31H138ZM209 33V34H210ZM220 33V34H219ZM240 33V32H239ZM2 34V35H1ZM28 34V35H27ZM30 34V35H29ZM146 34H150V39H149V42H147V37H148V35H146ZM200 34V33H199ZM229 34V33H228ZM236 34H237V32H236ZM235 34V35H236ZM243 34H244V36H246V34H245V32H243ZM243 34H241L240 33V35H243ZM264 34V33H263ZM262 34V35H263ZM145 35V36H144ZM202 35V34H201ZM234 35V36H235ZM28 36H29V38H31L32 40L30 41L29 39H28ZM34 36L36 37L35 39H34ZM128 36H127V38H128ZM144 36V37H143ZM209 36H211V35H209ZM209 36H208V38H209ZM256 35H254V37H255ZM258 36V35H257ZM204 37V36H203ZM202 37V38H203ZM231 39H230V38ZM236 37V36H235ZM247 37V36H246ZM253 37V38H254ZM128 38V39H129ZM137 38H140V37H137ZM193 38V39H194ZM202 38H200L199 40H200V43L201 42H203L204 40V38L202 39ZM205 38H207V36L205 37ZM255 38H257V37H255ZM259 38L261 39V36H259ZM259 38L257 39V42H258V40H259ZM132 39V40H133ZM141 39H139L140 41H141ZM189 39H191V38H189ZM195 39L193 40V43H194V41H195ZM210 39V40H211ZM239 40H240V38H238ZM146 40V41H145ZM192 40V39H191ZM208 40V39H207ZM207 40L205 41V42H203L204 44H206L207 43ZM212 40V41H213ZM238 40V41H239ZM255 40V39H254ZM128 41V40H127ZM261 41V40H260ZM130 42V41H129ZM208 42H210V41H208ZM242 42V41H241ZM252 42H254L255 43V41H251V43ZM256 42V43H257ZM131 43V42H130ZM141 43V42H140ZM143 43V44H144ZM192 42L190 43V44H193ZM199 43V44H200ZM235 43H240V42H236L235 41ZM250 43V44H251ZM261 43V42H260ZM142 44V43H141ZM147 44V45H146ZM154 44H158L159 45V47L161 48V49H163V50H159V47L157 48L158 49V52H155L156 50H154V48H155V46H153ZM195 44V43H194ZM202 44V43H201ZM247 44H249V43H247ZM249 44V45H250ZM263 45H264V43H262ZM262 44H257L258 45V48H257V50L259 49V51H258V53H257V56H258V54H260V52H261V54L259 55V56H261L262 55V50L261 49H264V48H262ZM186 45H189L188 43L186 44ZM245 45V44H244ZM244 45H242V46H240V48H242ZM201 46H204V47H206V46H208L209 47V45H201ZM210 46H211V44H210ZM238 46V47H239ZM83 47V46H82ZM141 47V46H140ZM143 47H141V48H143ZM204 47H200V48H198V49H204ZM208 47H206L205 48V51L206 50H208L209 48ZM256 47V46H255ZM259 47H261V49L259 48ZM84 48V47H83ZM83 48H80L81 50L83 49ZM99 48H100V50H99ZM86 49V48H85ZM98 51H97V50ZM203 49H202V51H203ZM247 49V48H246ZM256 49V48H255ZM71 50H74L75 52H77L76 50H75V48H73V49H71ZM71 50L69 51V52H71ZM80 50V51H81ZM89 50V49H88ZM111 50V51H110ZM154 50V51H153ZM79 51V53H77V54H75V57H76V55H81V53H83V52H80ZM83 51H85V50H83ZM95 51H97V52H95ZM109 51H110V54L111 55H109L108 53H109ZM198 51H201V50H198ZM197 51V52H198ZM204 51V52H205ZM209 51H210V49H209ZM66 52V51H65ZM89 52V54H90V51H88ZM139 52H141L140 51V48H139ZM152 52H154L153 54H150V53H152ZM160 52V54H158ZM162 52V53H161ZM112 53H113V56H112ZM145 53V52H144ZM146 53H148V51L146 52ZM203 53V52H202ZM246 53H247V51H246ZM255 53V54H256ZM249 54V53H248ZM255 54H253V56H256ZM264 54V53H263ZM84 55V54H83ZM83 55H81V57L83 56ZM85 55H86V53H85ZM96 55V56H95ZM109 55V56H108ZM151 55V56H150ZM250 55V54H249ZM89 56V55H88ZM150 56V57H149ZM247 56V55H246ZM250 56H252V54L250 55ZM256 56V57H257ZM258 56V57H259ZM263 56V55H262ZM66 57V55H64V57H62V58H64V62H63V60H62V58H58V59H61V63L60 64H62V62H63V64L64 63H70V65H71V63L72 62H70L71 60H72V58H68V59H66L65 58ZM80 56H79V58L81 59H79L78 57H76L78 60L77 61H79L80 60V63L78 62V64H80V65H82V59L83 58H81ZM85 57V56H84ZM258 57H257V60H258ZM55 60H56V58H54ZM93 59V58H92ZM150 59V60H149ZM249 58H247V60H248ZM256 59V58H255ZM254 59V57L253 58H251L250 60H249V62H252V64H250L249 62H248V64H250L251 66H249V70H250V68L252 67V66H254V65H256L255 63H253V62H255L256 60ZM260 59V58H259ZM264 59V58H263ZM54 60V61H55ZM66 60H67V62H66ZM68 60H70L69 62H68ZM251 60H253V61H251ZM74 63V67H75V64H77V62L75 61V59L74 60H72ZM97 61V63H95V64H98L99 62ZM83 62H84V60H83ZM94 62H96L95 60H94ZM158 62V63H159ZM52 63V62H51ZM93 63V61H91V64ZM156 63H157V61H156ZM243 63V62H242ZM27 64H30V65H27ZM57 64V63H56ZM55 64V65H56ZM65 64V65H66ZM84 64H85V62H84ZM84 64H83V66H84ZM258 64H259V62H258ZM264 64V63H263ZM54 65V64H53ZM93 65V64H92ZM67 66V65H66ZM72 66V67H73ZM78 65H76V67H77ZM100 66V67H101ZM59 67H60V65H59ZM68 67V66H67ZM73 67V68H74ZM93 67V66H92ZM94 67H96V68H93L94 69V71L95 70H98L97 68L99 67H97V65H95ZM116 67V68H115ZM62 68V67H61ZM78 68V67H77ZM51 69L52 68H50V70H49V72L51 73V74H53V73H55V71L54 72H51ZM60 69V68H59ZM71 69V68H70ZM75 69V68H74ZM80 69V68H79ZM79 69L77 70L76 69V71H79ZM82 69V68H81ZM80 69V70H81ZM92 69V70H93ZM173 69H177L176 67L175 68H173ZM172 69V70H173ZM263 69V68H262ZM28 70V71H29ZM63 70V69H62ZM83 70H84V67H83ZM90 70V69H89ZM167 70V71H166ZM171 70V71H172ZM247 70V69H246ZM41 71V70H40ZM39 71V73H43V74H45L44 73V70H42V72H40ZM61 71V70H60ZM91 71V70H90ZM251 71V70H250ZM62 73H63V71H61ZM70 72H72V71H70ZM70 72H68V73H70ZM81 72H82V70H81ZM86 72V71H85ZM84 72V73H85ZM100 72V71H99ZM98 72V73H99ZM105 73L104 75H106V74H108V73ZM129 72V71H128ZM127 72V77H129V75L131 74V72H130V74ZM173 72V71H172ZM253 73H255L254 71H252ZM263 71H261V74H262V76H264V73H262ZM38 73V72H37ZM49 73V74H50ZM65 73V72H64ZM83 73V72H82ZM171 73V72H170ZM48 74V73H47ZM50 74V75H51ZM65 74H67V73H65ZM74 74V73H73ZM89 74V73H88ZM129 74V75H128ZM250 74V73H249ZM249 74H247L248 76H249ZM260 74V75H261ZM26 75H27V73H26ZM25 75V76H26ZM95 74H92L91 76H93V77H95L94 76ZM99 75V74H98ZM177 75V72H176V74H175V77H179V76H176ZM257 75V74H256ZM258 75H259V73H258ZM25 76H24V80H25ZM29 76V75H28ZM44 77L46 76L47 77V75H43ZM43 76L41 77L42 79H43ZM56 76V75H55ZM166 76V75H165ZM169 76V75H168ZM251 76H252V74H251ZM250 76V77H251ZM262 76L260 77V81H261V79H262ZM49 77V76H48ZM48 77H47V79H48ZM86 77V76H85ZM93 77H91L92 79H95L94 81L90 78V80L91 81H93V82H95L96 81V83H97V78H98V76H97V78L95 77V78H93ZM100 77V76H99ZM103 76L101 75V78H102ZM106 77H107V75H106ZM105 76H104V78H106ZM126 77V78H127ZM183 77V76H182ZM185 78H187V76H184ZM30 78V77H29ZM40 78V77H39ZM133 78V77H132ZM185 78H183V80L185 79ZM246 78V77H245ZM36 79V78H35ZM35 79L34 80H29L28 82H26V83H30L31 84V82L30 81H35ZM50 79V78H49ZM48 79V80H49ZM55 79V78H54ZM53 79V80H54ZM79 79V78H78ZM173 79V78H172ZM172 79H169V80H172ZM225 79H224V81H225ZM230 79V78H229ZM228 79V80H229ZM234 79V78H233ZM233 79H230V80H233ZM243 79V78H242ZM241 79V80H242ZM39 80V79H38ZM41 80V79H40ZM45 80V82H46V79H44ZM52 80V79H51ZM52 80V81H53ZM88 80V79H87ZM107 80V79H106ZM161 80H162V78H161ZM160 80V81H161ZM180 80H181V78H180ZM182 80V81H183ZM192 80L193 79H191L190 81L192 82ZM228 80H226V81H228ZM246 80V79H245ZM244 80V81H245ZM55 81V80H54ZM132 81V80H131ZM159 81V83H161L162 84V82H160ZM21 82V81H20ZM36 82V81H35ZM37 82H39V81H37ZM36 82V83H37ZM45 82H43L44 84H46L47 82V84H51L52 85V83H50V81H47L46 83ZM56 82V81H55ZM54 82V83H55ZM85 82H86V80H85ZM84 82V83H85ZM102 82V81H101ZM177 82V81H176ZM184 82H185V80H184ZM194 82H197L196 81V79L194 80ZM194 82H192V83H194ZM263 82H264V80H263ZM263 82H261V85L263 84ZM35 83V84H36ZM87 83V82H86ZM169 83H171L170 81H169ZM178 83H179V81H178ZM183 83V82H182ZM199 83V82H198ZM230 83H232L233 84V81H230L229 82V84L228 85H231ZM239 84V80H238V82H236V84ZM240 83H241V81H240ZM245 83V82H244ZM18 85V83H15L14 84V87H15V85ZM23 84V83H22ZM24 84H25V82H24ZM23 84V86H21V90L23 89L22 87H24V86H26V88L27 87H29V88H31V86H33V85H31V86H29V85H24ZM40 84H42V80H41V83ZM39 84V85H40ZM64 84V83H63ZM133 84V83H132ZM131 84V85H132ZM135 84H137V82H135ZM161 84H160V86H161ZM176 84V83H175ZM189 84V83H188ZM10 85H11V83H10ZM12 85H13V83H12ZM16 85V86H17ZM55 85H56V83H55ZM58 85V84H57ZM60 85L62 86V84H59L58 86L60 87ZM67 85V84H66ZM98 85V84H97ZM102 85V84H101ZM98 86V88L99 87H101V88H103L102 86ZM103 85H105V84H103ZM130 85V84H129ZM130 85V88L132 87ZM180 86H181V81H180V84H179ZM185 86L187 85V84H184ZM183 84H182V86H184ZM190 85V84H189ZM196 85H198L197 87H196ZM199 85L200 84H194V86H195V88H199ZM227 85V84H226ZM227 85V86H228ZM235 87H236V85L235 84H233ZM57 86V88H59ZM86 87L88 86V84L87 85H85ZM108 86V85H107ZM117 86V85H116ZM119 86V85H118ZM127 85H125V87H126ZM134 86V85H133ZM138 86H139V84H138ZM176 86H177V84H176ZM176 86H175V88H176ZM184 86V87H185ZM188 86V85H187ZM193 86V87H194ZM238 86V85H237ZM10 88H11V86H9ZM64 87V86H63ZM66 87V86H65ZM64 87V88H65ZM136 87V86H135ZM135 87H133L134 88V90L133 91H129L130 89H128V91L130 92V93H132V95H133V93H135V92H138V89H137V91H136V88ZM168 87V86H167ZM203 87H206V88H209L208 87V85L206 84V85H204ZM225 87V86H224ZM264 87V86H263ZM13 88V87H12ZM12 88H11V90H12ZM28 88V89H29ZM67 88V87H66ZM124 87H122L121 89H119V88H117V89H115V90H118L119 89V93H120V91L121 92H123V94L125 95V94H127L128 93V91L127 92H125V91H123L124 89H126V88H124ZM129 88V87H128ZM160 88V87H159ZM169 88V87H168ZM175 88L173 89V91L175 90ZM201 88V87H200ZM223 88V87H222ZM221 88V89H222ZM226 88V87H225ZM232 88V87H231ZM28 89H26L27 91H28ZM41 89H44V87L43 88H41ZM46 89V88H45ZM53 89H54V87H53ZM56 89V88H55ZM60 89H61V87H60ZM100 89V88H99ZM144 89V88H143ZM202 89V88H201ZM220 89V90H221ZM224 89V88H223ZM236 89H238V87H236ZM259 89V88H258ZM10 90V89H9ZM16 90H18V87L16 88ZM30 91H31V89H29ZM38 90H40V88H38L37 90H36V87H35V90L34 91H36L35 93H37V91ZM49 90V89H48ZM115 90H113V91H115ZM158 90V89H157ZM167 90V89H166ZM185 90H186V88H185ZM185 90H183L184 92H187V91H185ZM211 89H209V91H210ZM214 90H216V89H214ZM214 90H211L210 92H212V91H214ZM20 91V90H19ZM19 91H18V94H19V96L21 95V93H19ZM98 91L99 90H97V93H98ZM107 91V90H106ZM108 93H111V91H110V89H108ZM112 91V93H115V92H113ZM168 91V90H167ZM172 91V90H171ZM171 91H170V94H172L171 93ZM172 91V92H173ZM176 91V90H175ZM174 91V92H175ZM205 91V90H204ZM204 91H201V92H204ZM208 91V90H207ZM207 91H205L204 93H206ZM208 91V92H209ZM225 91H226V89H225ZM235 91V90H234ZM262 91V90H261ZM16 92V91H15ZM14 92V94H16ZM24 92V93H23ZM25 92L26 91H22V94H25ZM50 92V91H49ZM55 92H57V91H55ZM75 92V91H74ZM89 92L92 94L91 96L93 97V93L90 91V90H88V92H87V94H89ZM103 92H105V91H103ZM173 92V93H174ZM183 92V93H184ZM200 91H198V93H199ZM207 92V93H208ZM215 92H218V91H215ZM230 92H232V91H229V93ZM32 93V92H31ZM139 93V92H138ZM158 93V92H157ZM164 93H166V91L164 92ZM214 93V92H213ZM213 93H210L211 95L213 94ZM222 93H224L223 95H225V92H224V90H223V92ZM227 93H228V91H227ZM233 93V92H232ZM3 94H5V93H3ZM14 94H13V97H14ZM155 94V93H154ZM177 94H179V92L177 93ZM231 94V93H230ZM28 96H29V94H27ZM33 95V94H32ZM35 95V94H34ZM33 95V96H34ZM48 94H46V96H47ZM49 95H52V93H50ZM90 95V94H89ZM99 95V94H98ZM97 95V96H98ZM119 95H121V94H119ZM146 95V94H145ZM159 95H161V93L159 94ZM164 95H166V94H163L162 96H164ZM173 95H175V94H173ZM197 95V94H196ZM195 95V96H196ZM232 95V94H231ZM230 95V101H231V99H235L233 96H231ZM263 95V94H262ZM17 96L18 95H15V100L17 99ZM18 96V97H19ZM22 97H24V95H21ZM33 96H30V97H33ZM66 96V95H65ZM75 96V95H74ZM73 96V97H74ZM85 96H87V95H85ZM85 96H83V97H85ZM153 96H155V95H152L151 96V98L153 97ZM157 96H158V94H157ZM172 96V95H171ZM170 96V97H171ZM178 96V95H177ZM229 96V95H228ZM10 97V96H9ZM13 97L11 96V99L13 100ZM29 97V98H30ZM49 97H52V96H49ZM72 97V98H73ZM82 97V98H83ZM99 97V96H98ZM111 97H113V96H111ZM110 97V98H111ZM170 97H166L165 96V98H166V101H168V99L167 98H170ZM199 97H200V94H199ZM199 97L198 96H196V98H198L199 99ZM27 98V97H26ZM34 98V97H33ZM55 96H54V100H55ZM82 98H81V100H80V103L82 104ZM91 98V97H90ZM94 98V97H93ZM100 98V97H99ZM109 98V99H110ZM118 98V96L116 95V97H113L112 99H108V97H107V99L108 100H106L105 101V103H108L107 101H111L110 103H109V105L111 104V103H113L112 102V100H114V99H117ZM119 98H122V95H121V97H119ZM118 98V99H119ZM158 98H159V96H158ZM162 98H164V97H162ZM181 98H183V97H181ZM215 98V97H214ZM221 97H219L218 99H220ZM242 98V97H241ZM263 98V97H262ZM22 99V98H21ZM30 99H32V98H30ZM46 99V98H45ZM49 99V98H48ZM66 99H67V96H66ZM95 99H96V97H95ZM94 99V100H95ZM102 99V104L104 103L103 102V99H105L104 97L103 98H101ZM145 99H147V98H145ZM154 99V98H153ZM176 99L177 100H173V101H169V103L170 102H173V103H175V101H178V98L176 97ZM215 99H217V98H215ZM239 99V98H238ZM238 99L236 100V101H238ZM257 99L259 100V98L257 97ZM256 99V100H257ZM9 100H10V98H9ZM24 100V99H23ZM27 100H29V99H27ZM35 100H38V106H39V100L40 99H36L35 98ZM69 100H70V97H69ZM148 101H149V99H147ZM208 100V99H207ZM213 100V99H212ZM250 100V99H249ZM248 100V101H249ZM253 100V99H252ZM257 100V101H258ZM262 101H264V99H261ZM26 101V99L24 100V102ZM30 101H33V100H30ZM28 102L29 103V105H30V103L31 102ZM117 101V100H116ZM116 101H114L115 103H116ZM210 101H211V99H210ZM221 101H222V99H221ZM230 101L228 100V101H225V102H228V104H230ZM248 101H246V102H248ZM253 101H255V100H253ZM253 101L251 102V100L249 101V103L251 102V104L253 103ZM260 101V100H259ZM258 101V102H259ZM262 101H260L259 102V104H261V102ZM1 102V101H0ZM22 102V101H21ZM26 102V103H27ZM36 102V101H35ZM35 102H32L33 103V106H30V107H32L34 110H35V108L34 107H37V110H39L38 109V106H35ZM42 102V101H41ZM73 102V101H72ZM92 102H93V100H92ZM97 100H96V104H97ZM118 102H120V101H118ZM118 102H117V104H118ZM146 103L143 99L141 100V101H139L136 105H139V106H143L144 105V103L143 104H141V103ZM152 102V99L150 100V103ZM155 101H153V103H154ZM197 102V99H196V101H195V103ZM239 102L240 101H238V102H236L237 104H239ZM25 103V104H26ZM27 103V104H28ZM100 103V102H99ZM149 103V104H150ZM180 102H178V104H179ZM207 103V102H206ZM212 102H209L208 101V104H207V106H209L210 107V105L209 104H211ZM215 103V102H214ZM214 103H212V107H214L213 106V104ZM220 103H222V102H220ZM219 103V104H220ZM235 103V104H236ZM241 103V102H240ZM25 104H24V106H25ZM26 104V105H27ZM36 104V105H37ZM95 104V102H94V104H92V106H89V107H93L94 105H96ZM101 104V105H102ZM116 104V105H117ZM147 104V103H146ZM163 104V101H162V103L160 104V106ZM191 104V103H190ZM216 104V103H215ZM236 104V105H237ZM259 104H257V106L259 105ZM41 105V104H40ZM59 105V104H58ZM58 105H56L57 106V109H58ZM101 105H100V107H101ZM105 105H107V104H104V106ZM193 105H196V104H193ZM217 105L218 104H216L215 105V108L217 107ZM243 105V104H242ZM241 105V107H243L244 108V105L242 106ZM246 105L248 106L249 104L248 103H246ZM254 105H256V104H254ZM10 107V105L8 104V103H6V106L5 107ZM46 106V105H45ZM49 106V105H48ZM55 106V107H56ZM86 106V105H85ZM97 106V105H96ZM99 106V105H98ZM132 106H133V104H132ZM139 106H136V107H139ZM149 106H151V105H149ZM158 106V105H157ZM176 106H179V105H176ZM176 106L174 107V109L176 108ZM192 106V105H191ZM191 106H190V108H191ZM206 106V107H207ZM222 106V105H221ZM219 106V107H217V108H222V107H231V106ZM232 106H235L234 104L232 105ZM238 106V105H237ZM250 106H252V105H250ZM29 107V106H28ZM71 107H73V106H71ZM84 107V106H83ZM87 107V106H86ZM103 107V106H102ZM101 107V108H102ZM106 107V106H105ZM162 107V106H161ZM181 107V108H180ZM182 107L185 109V107H186V105L184 106V105H182V106H179V108L180 109H182ZM196 107V106H195ZM255 107V106H254ZM14 108V107H13ZM26 108V107H25ZM40 108V107H39ZM62 108V107H61ZM144 107H142V109H143ZM147 108V107H146ZM151 109H153V110H155V107L153 108V105L150 107ZM157 108H159V106L157 107ZM171 108V107H170ZM214 108V109H215ZM233 108V107H232ZM237 108V107H236ZM246 108V107H245ZM244 108V109H245ZM248 108V107H247ZM251 108V107H250ZM249 108V109H250ZM256 108V111H257V109H258V113H255V115L256 114H258L259 115V110H260V106H259V108L258 107H255ZM255 108H254V110H255ZM0 109H3V104L0 106ZM6 109V108H5ZM31 109V108H30ZM42 109H43V107H42ZM42 109H40L39 111H42V112H44V110H42ZM49 109H51V107L49 108ZM52 109H54V106H52ZM71 109V108H70ZM98 109H100V108H98ZM136 109V108H135ZM138 109V108H137ZM214 109H210V110H213L214 111ZM223 109V108H222ZM239 109V108H238ZM238 109H236V113H237V110ZM242 110V108H241V111L243 112V111H245V110ZM264 109V108H263ZM8 110V109H7ZM7 110H5V111H7ZM36 110V111H37ZM62 110H64V109H62ZM131 110L133 111V108L131 107ZM139 111L141 110V109H138ZM144 110V109H143ZM171 110H172V108H171ZM176 110V109H175ZM175 110H173V112L175 111ZM196 110H197V107H196ZM201 110V109H200ZM203 110H205V108L203 109ZM203 110H201L200 112H202ZM208 110V109H207ZM232 110V109H231ZM247 110V109H246ZM252 110V109H251ZM2 111V110H1ZM0 111V112H1ZM3 111H4V109H3ZM36 111H34V112H36ZM50 111V110H49ZM77 111H78V109H77ZM184 111V110H183ZM212 111V112H213ZM216 111H219V112H221V110H216L215 109V112L214 113H217ZM233 111V114H234V110H232ZM239 111V110H238ZM264 111V110H263ZM11 112H13V111H11ZM23 112V111H22ZM30 112V111H29ZM32 112V114H33V117L34 116H37V114H39V112L38 113H35L34 114V112L33 111H31ZM42 112H40L41 113V116H42ZM47 112H48V109H47ZM47 112H45V113H47ZM80 112H81V110H80ZM179 112V111H178ZM191 112H192V109H191ZM198 112V111H197ZM197 112L195 113V111L193 112V114L195 113L196 115H199V114H197ZM199 112V113H200ZM208 112V111H207ZM210 113H209V115L211 114V111H209ZM224 111H222V113H223ZM230 112L231 111H229L228 113H224V115L225 116H229L228 114H230ZM261 112V111H260ZM9 113V112H8ZM28 113V112H27ZM175 113V112H174ZM173 113V114H174ZM180 113V112H179ZM4 114V113H3ZM31 114V115H32ZM48 114V113H47ZM51 114V112H49V115ZM105 114V113H104ZM133 114V113H132ZM138 114V113H137ZM176 114V113H175ZM174 114V115H175ZM194 114V115H195ZM232 114V115H233ZM247 114H249L248 112L246 113V115ZM0 115H1V113H0ZM7 115V117H6V122H7V120L9 119L8 117L10 116V118L11 119H13V117H11V114H6ZM9 115V116H8ZM15 115V114H14ZM44 116H42V117H44V119L45 118H47L46 120H47V122L45 123V124H47L48 123V117L49 116H46V114H43ZM203 114H201V116H202ZM219 115L221 116V113H219ZM219 115H217L218 117H215V119L217 120L220 116ZM224 115L222 114V116L224 117ZM231 115V114H230ZM236 115L237 114H235V118H237L236 117ZM244 115H245V113H244ZM243 115V118L242 119H244V116ZM258 115H256V116H258ZM260 115H262V113L260 114ZM15 116H18L17 114L15 115ZM21 116H23L24 117V115L22 114ZM39 116V115H38ZM65 116V115H64ZM104 116V115H103ZM207 116V115H206ZM240 116V115H239ZM250 116V118L249 119H251L250 121L252 122L253 121V116L252 115H249ZM251 116H252V118H251ZM5 117L3 118V119H5ZM19 117H20V115H19ZM23 117H20V118H23ZM136 117L138 118V116L136 115ZM164 117V116H163ZM179 117V116H178ZM208 117V116H207ZM206 117V118H207ZM213 117V116H212ZM234 117V116H233ZM255 117V116H254ZM263 117H264V115H263ZM18 117H15L14 118V120L15 121H17V120H21V119H17ZM36 117H34V119H33V123L35 124H37V122H36V120H38L39 121V119L37 118V119H35ZM154 118V117H153ZM158 118V117H157ZM202 118V117H201ZM225 118V117H224ZM231 118V117H230ZM234 118V119H235ZM258 118H260L261 119V117H258ZM65 119V118H64ZM159 119H160V117H159ZM159 119H157L156 120V117H155V119L154 120H156L157 122H164V124H166L167 122L166 121H164V119H163V121L162 120H160V121H158ZM161 119H162V117H161ZM210 119H211V116H210ZM213 119V118H212ZM220 119V118H219ZM223 119V118H222ZM222 119H220V120H222ZM249 119H247V120H249ZM264 119V118H263ZM262 119V120H263ZM1 117H0V122H1ZM42 120H43V118H42ZM42 120H40V124H38L39 126L40 125H43L42 123H41V121ZM46 120H43V121H46ZM133 120V119H132ZM148 120V119H147ZM173 120L175 121V118H173ZM206 120V119H205ZM208 120V119H207ZM216 120H213V121H216ZM227 121H228V119H226ZM231 120H232V118H231ZM237 120H238V118H237ZM15 121H13V122H15ZM35 121V122H34ZM62 121H64V120H62ZM225 120L223 119V122H224ZM227 121L225 122V124L227 123ZM234 121V120H233ZM250 121H249V124H250ZM31 122V123H32ZM92 122V120L90 121V124H92L91 123ZM148 122H150V121H148ZM166 122V123H165ZM170 121L168 120V123H169ZM176 122V121H175ZM186 122H187V120H186ZM207 122V121H206ZM208 122H209V120H208ZM222 122V121H221ZM222 122V123H223ZM234 122H239V120L238 121H234ZM257 122H258V120H257ZM261 122H263V121H259V125H260V123ZM8 123V122H7ZM33 123H32V127H33ZM39 123V122H38ZM59 121H57V125H53V128H54V126H55V129H56V127L59 125V124H62V125H60L61 127V129H62V127H64L65 125V122L63 123V122H61V123H59ZM68 122H66V125H67V127L69 126L68 124H67ZM182 123V122H181ZM184 123V122H183ZM201 123V122H200ZM220 123V122H219ZM218 123V124H219ZM247 123V121H245V124ZM1 124H2V122H1ZM0 124V125H1ZM8 124H11L10 123V119H9V123ZM7 124V125H8ZM69 124H71V123H69ZM76 123H74V125H75ZM105 124V123H104ZM152 124V123H151ZM224 124V125H225ZM228 124V123H227ZM227 124H226V126H227ZM233 124L234 123H232L231 125L230 124H228V125H230V127H232L233 128V130H234V128L235 127H239V125H235V127H233ZM252 124V123H251ZM262 124V123H261ZM6 125V124H5ZM6 125V126H7ZM30 125V124H29ZM50 126L49 128H51V124L49 123V124H47V125H43L44 127L45 126ZM64 125V126H63ZM102 125H103V123H102ZM107 125V124H106ZM106 125H104V127L103 128H105L106 127ZM133 125V124H132ZM217 125V124H216ZM221 125V124H220ZM223 125V124H222ZM241 125H244V122L241 124ZM258 127H259V125L258 124H256ZM2 126H4V125H1L0 127L2 128ZM5 126V127H6ZM13 125H10L9 127H11V128H14V126L12 127ZM113 126V125H112ZM162 125H160L159 127H161ZM180 126V125H179ZM195 126V125H194ZM199 126V125H198ZM201 126H202V124H201ZM208 126V125H207ZM262 126V128H264L263 127V125H261ZM8 127V126H7ZM26 127H28V126H26ZM26 127H25V129H26ZM42 127V126H41ZM44 127H42L43 128V130H44ZM66 127V126H65ZM64 127V128H65ZM110 127H111V125H110ZM149 127V126H148ZM195 127H197V126H195ZM195 127L193 128L192 127V131H193V129H195ZM200 127V126H199ZM213 127V126H212ZM222 127V126H221ZM221 127H219V128H221ZM242 127V126H241ZM257 127V128H258ZM11 128L10 129H8V128H2V129H0V133H2L1 132V130H3L4 129V132H6V131H10L11 130ZM37 128H38V126H37ZM40 128V127H39ZM48 128V129H49ZM58 128H59V126H58ZM57 128V129H58ZM60 128H59V130H60ZM101 127H99V129H100ZM107 128H109V127H107ZM166 128V127H165ZM169 128V127H168ZM209 128V127H208ZM208 128H206V129H208ZM218 128V127H217ZM240 128V127H239ZM256 128V127H255ZM256 128V129H257ZM7 129V130H6ZM22 129V128H21ZM20 129V130H21ZM24 129V130H25ZM28 129H31L30 128V126L28 127ZM106 129V128H105ZM153 129H155L154 127H153ZM159 129V128H158ZM197 129V128H196ZM206 129H205V127H204V129H203V131L205 130L206 131ZM215 129V128H214ZM50 130V129H49ZM54 130V129H53ZM53 130H51V131H53ZM97 130H98V128H97ZM101 130V129H100ZM109 130V129H108ZM107 130V131H108ZM161 130V129H160ZM164 130V129H163ZM172 130V129H171ZM170 130V131H171ZM190 130V131H191ZM199 130H201V129H199ZM209 130V129H208ZM245 130V129H244ZM248 130H249V128H248ZM247 130V131H248ZM258 130V129H257ZM262 130V129H261ZM260 130V131H261ZM22 131H23V129H22ZM28 131V130H27ZM32 131V130H31ZM42 131V130H41ZM45 131V130H44ZM48 131V130H47ZM99 131V130H98ZM168 131L167 130V134H169V133H171L172 135H173V131ZM177 131H179V130H177ZM191 131V132H192ZM196 131V130H195ZM205 131H204V133H205ZM246 131V132H247ZM25 132V131H24ZM57 132V131H56ZM103 132V131H102ZM102 132H98V134L100 135V136H103L102 135ZM109 132V131H108ZM161 132H163V131H161ZM173 132V133H172ZM184 132H185V130H184ZM183 132V133H184ZM188 132V131H187ZM191 132H189V133H187V135H189ZM202 132V131H201ZM230 132V131H229ZM254 134H256L257 133V131H256V133H255V130L254 131H252ZM8 132H6V134H7ZM31 133V132H30ZM44 133V132H43ZM104 134H105V132H103ZM127 133V132H126ZM193 133H196V132H192V134ZM200 134V132H197L196 133V136H197V134ZM204 133H202V134H204ZM208 133V132H207ZM223 133V132H222ZM263 133V132H262ZM40 134V133H39ZM54 134V133H53ZM79 134V133H78ZM107 134V133H106ZM180 134V133H179ZM185 134V133H184ZM198 134V135H199ZM224 134V133H223ZM222 134V136H224V138H225V140H224V143L223 144H225V142H226V135L224 134L223 135ZM254 134H253V136H254ZM99 135H97V133H95V136H93L95 139L97 138L96 136H98V138H100V139H96V141H98L99 142V140L101 141V139H102V141L101 142H103L104 140V143L105 142H107L106 140H108V137H106V135H105V137L103 136V138H101ZM108 135V134H107ZM159 135V134H158ZM220 136H219V138L221 137L222 138V142H223V137L221 136V134H219ZM258 135H259V138H260V133H258ZM6 136V135H5ZM40 136H41V134H40ZM43 136V135H42ZM50 136H52V135H50ZM50 136H47L48 137V139L50 138ZM53 136H56V135H53ZM52 136V137H53ZM60 136H62L63 137V135H60ZM79 136H80V134H79ZM121 136V135H120ZM123 136V135H122ZM156 136V135H155ZM180 137H181V135H179ZM179 136L178 137H176V138H179ZM193 136H194V134H193ZM257 136V135H256ZM0 137H4V135L3 136H0ZM18 137V136H17ZM47 137L46 138H44L45 140L47 139ZM58 137V136H57ZM93 137H91V138H93ZM112 137H115V135H112ZM154 137V136H153ZM167 137H168V135H167ZM172 137V136H171ZM174 137H175V135H174ZM201 137V139L199 140V141H201L202 139H204L201 135H199V137L198 138H200ZM28 138H29V135H28ZM37 139H38V137H36ZM36 138H34L35 140L34 141H37V139ZM39 138H41V137H39ZM89 138V137H88ZM93 138V139H94ZM105 138H107V139H105ZM121 138V137H120ZM156 138H157V136H156ZM176 138H174L175 140H176ZM194 138H196L195 136H194ZM198 138H196L197 140H198ZM244 138V137H243ZM262 138V137H261ZM261 138L260 139H258L259 141L261 140ZM1 139V138H0ZM42 139V138H41ZM40 139V140H41ZM83 139V141H81V143H82V146L83 147H87L88 148V145H85V143L88 141V143H90L89 141H91V144H89V145H92V143H93V145L92 146H94V141H95V139H94V141L92 140V139H90V140H88V139H84V138H82ZM104 139V140H103ZM109 139H110V141H108V143L109 142H111V137H109ZM113 140H115L116 138H112ZM123 139V138H122ZM148 139V138H147ZM158 139H159V137H158ZM180 139H182V138H180ZM184 139V138H183ZM181 140V142H182V149H183V146H184V148L186 147V149L188 150V153L189 154H191V150H192V152L194 151V148L196 147V143H197V145H198V142H197V140L196 141H194V143H195V145L194 146H192V148H190V147H187V146H189V144H187V143H185V144H187V146L186 145H184V143L183 142H185L187 139L190 141V139L188 138V137H186V140L184 141V140ZM192 139H193V137H192ZM249 139H250V137H249ZM30 140V139H29ZM33 140V139H32ZM63 140V139H62ZM66 140V139H65ZM65 140H64V142H65ZM161 140V139H160ZM187 140V141H188ZM205 141H206V139H204ZM210 141H209V144L212 142L211 141V139H209ZM240 140V139H239ZM238 140V142H240ZM247 140H248V137H247ZM252 140V139H251ZM14 142H15V139L13 140ZM13 141H12V139H11V143H13ZM86 141V142H85ZM172 141V140H171ZM192 141V140H191ZM205 141H204V143H205ZM221 141V140H220ZM262 142H264V139H262L261 140ZM18 142V141H17ZM31 142H33V141H31ZM56 141H54V143H55ZM60 142V141H59ZM193 142V141H192ZM207 142V141H206ZM238 142H234V144L235 143H238ZM250 142V141H249ZM257 142V141H256ZM9 145H10V143L9 142H7ZM56 143H58V141L56 142ZM56 143L54 144V145H56ZM69 143H70V145L72 146V145H74L72 142H70L69 141ZM72 143V144H71ZM83 143H84V145H83ZM97 143V142H96ZM155 143H156V141H155ZM193 143V144H194ZM201 143V142H200ZM208 143V142H207ZM241 143H243V142H240V146H241ZM245 143H248V142H245L244 141V143H243V145L245 146L246 144ZM257 143H259V142H257ZM257 143H255V144H257ZM7 144V145H8ZM34 144V143H33ZM37 144H38V141H37ZM59 144V143H58ZM65 144V143H64ZM111 144V143H110ZM114 144V143H113ZM162 144V143H161ZM171 144V143H170ZM190 144H192V143H190ZM233 144V145H234ZM249 144L250 143H248L247 145H248V147L250 148L251 146H252V148L254 149V147L255 146H257V145H255L254 147H253V145H251L250 144V146H249ZM13 145V144H12ZM12 145H10V146H12ZM34 145H36V143L34 144ZM77 145V144H76ZM97 145V144H96ZM176 145L177 144H175V148H176ZM201 145V144H200ZM211 145V144H210ZM213 145V144H212ZM247 145H246V147H247ZM45 146V145H44ZM65 146V145H64ZM71 146H70V149L68 148V150H72V149H74L73 148V146H72V148H71ZM165 146V145H164ZM163 146V147H164ZM170 146V145H169ZM191 146V145H190ZM209 146V145H208ZM206 147V149L205 148H202L203 150H201V151H203L204 153H207L208 154V151H210V153L209 154H211V151L213 150V151H216L217 149H215L216 147H214L213 146V148L215 149H213L212 147V150H208V151H204V149L205 150H207V148H209V149H211L210 147ZM219 146V145H218ZM229 146L231 147L232 145H230L229 144ZM228 146V147H229ZM238 146V145H237ZM38 147V146H37ZM54 147H57V146H54ZM78 147V146H77ZM83 147H81V148H83ZM95 147V146H94ZM97 147V146H96ZM105 147V146H104ZM222 146H220V148H221ZM236 147V146H235ZM243 147V146H242ZM261 147V146H260ZM6 148V147H5ZM12 148V150L11 151H13L14 152V154H17V153H15V150H13V147H11ZM10 148V149H11ZM61 147H59L58 146V148H55V149H60ZM65 148V147H64ZM80 148V147H79ZM85 149L84 148V151L86 152V150H87V152H89L90 153V151L91 150H89L88 151V149ZM100 148V147H99ZM188 148H190V150L188 149ZM196 148H199V147H196ZM217 148H219V147H217ZM244 148V147H243ZM182 149H181V151H182ZM186 149H184V150H186ZM226 149V148H225ZM224 149V150H225ZM227 149H229V148H227ZM237 149V150H236ZM236 149H234V151L236 152V151H239L240 153H244V151L246 150V149H248V148H246L244 151L243 150H240V148L239 147H237ZM251 149V148H250ZM250 149H248V150H250ZM257 149V148H256ZM83 150V149H82ZM112 150V149H111ZM114 150L116 151L117 149H115L114 148ZM113 150V151H114ZM170 150V149H169ZM168 149H167V151H169ZM186 150V151H187ZM197 150V149H196ZM223 149H222V151H224ZM233 151V149H231L230 148V152H232ZM5 151H7V149L5 150ZM10 150L8 149V152H9ZM19 151V150H18ZM40 151L43 153V149L41 150V146H40ZM62 151H64L63 149L61 150V153L63 154L64 153V155H65V153H67V152H69V151H67V152H62ZM65 151H66V149H65ZM81 151V150H80ZM105 151V150H104ZM141 151L143 152V150L141 149ZM166 151V150H165ZM170 151H172V150H170ZM175 151H176V149H175ZM174 151V152H175ZM212 151V152H213ZM218 151V152H217ZM216 152H213V153H219L221 150H217ZM233 151V152H234ZM242 151V152H241ZM259 151V150H258ZM13 152H11V153H13ZM50 154H51V151H48ZM48 152H46V153H48ZM53 152V151H52ZM71 152V151H70ZM72 152H74V151H72ZM110 152V151H109ZM118 152V151H117ZM131 152V151H130ZM133 152V151H132ZM131 152V153H132ZM145 152V151H144ZM177 152H178V150H177ZM183 152V151H182ZM198 152V151H197ZM227 152H229V150L227 151ZM234 152V153H235ZM249 152V151H248ZM248 152L246 151V153H247V155L248 156H250L251 154H248ZM1 153V152H0ZM19 153V152H18ZM76 153V152H75ZM82 153H83V151H82ZM124 153V152H123ZM130 153V154H131ZM188 153H187V155H188ZM195 153H196V151H195ZM194 153V155H197V154H195ZM203 153V154H204ZM223 153V152H222ZM234 153H232L230 156H231V160H227V161H225L227 164H229V167L230 166H233V168H234V166L236 167V168H234V170L236 169L238 172H239V170L241 169V167H243V166H246V165H248L247 163H245V162H247V161H244V159H246V157H247V159L249 158L248 156H244V159H242V160H238L239 162L240 161H244L243 163H244V165H242L241 163V165L242 166H240L239 167V163L237 164L236 163V165H232V161L233 160H235V159H237V158H235V159H233L232 157H233V154ZM240 153H238L239 154V156H241L242 157V155H240ZM246 153H244V155L246 154ZM263 153V152H262ZM25 154V153H24ZM50 154H47V155H50ZM57 154H60V153H57ZM61 154V155H62ZM88 154V153H87ZM97 154H98V152H97ZM112 154V153H111ZM130 154H126V156L127 155H130ZM160 154V153H159ZM164 154H166V152H164ZM174 154V153H173ZM180 154H181V152L180 153H178L177 155H179L180 156ZM183 154V153H182ZM215 154H212V155H210L211 157L213 156V158H214V156H215ZM220 155H221V153H219ZM219 154H217V156H219L220 157V155ZM254 154H256V152L255 153H253L252 155L254 156ZM46 155V156H47ZM60 155V156H61ZM72 155H75V154H72ZM80 155V154H79ZM93 155V154H92ZM92 155H91V157H92ZM101 155V154H100ZM132 155V154H131ZM131 155H130V157H131ZM134 155V154H133ZM149 155V154H148ZM162 155H163V153H162ZM177 155H175L174 154V156H177ZM193 155V156H194ZM206 155V154H205ZM205 155H203L204 156V161H205ZM224 155V154H223ZM252 155L250 156V157H252ZM58 156V155H57ZM77 156V155H76ZM82 156H85V154L83 155L82 154ZM81 156V157H82ZM138 156V155H137ZM168 156V155H167ZM174 156H173V158H174ZM182 157L184 156H186V154H185V151H184V155H181ZM199 156H202V154L200 155L199 154ZM209 155H207V157L206 158H208V159H210L211 157H208ZM216 156V157H217ZM256 156V155H255ZM262 156H264V155H262ZM16 157V156H15ZM45 157V156H44ZM80 157V156H79ZM87 156H85V157H82L83 159L82 160H86L85 158H86ZM89 157V156H88ZM100 157V156H99ZM116 157H118V156H116ZM116 157H114V159L116 158ZM124 155H123V160H124ZM130 157H129V159H130ZM133 157V156H132ZM136 157V156H135ZM162 157V156H161ZM178 157V156H177ZM184 157H183V160L182 161H185L186 163L187 162H190L189 161V158H190V160L193 158L192 157V154L190 155V157L188 158L187 156L185 157V160H184ZM197 157H198V155H197ZM196 157V158H197ZM56 158V157H55ZM59 159H61L60 157H58ZM57 158V159H58ZM93 158V157H92ZM126 158H128V157H125V159ZM134 158V157H133ZM149 158H150V155H149ZM168 158V157H167ZM169 158H171V156L169 157ZM186 158H187V160H186ZM200 159L199 160H202L203 158L202 157H199ZM221 158V157H220ZM7 159V158H6ZM11 159H12V157H11ZM13 159H14V157H13ZM45 159V158H44ZM101 159V158H100ZM113 159V160H114ZM120 159V158H119ZM139 159V158H138ZM141 159H142V157H141ZM175 159V158H174ZM194 159V158H193ZM198 159V158H197ZM196 159V160H197ZM216 160H218L219 162L218 163H220V164H222L223 162H222V160H224V159H222V160H220V159H218V157L217 158H215ZM215 159H214V161H215ZM239 159V158H238ZM246 159V160H247ZM253 159H256V157H254ZM253 159H251L252 160V162L253 161H255V163H258V162H256V160H253ZM77 160V159H76ZM87 160H88V158H87ZM91 160V159H90ZM95 160V159H94ZM121 161H122V159H120ZM119 160V161H120ZM134 160V159H133ZM159 160V159H158ZM167 160V159H166ZM226 160V159H225ZM58 161V160H57ZM115 161V160H114ZM132 161V160H131ZM146 160H144V163H145V166H146V164H147V166L149 165V168H150V164L151 163H147L148 161H146ZM155 161V163L157 162V160H154ZM169 161V160H168ZM181 161V162H182ZM193 161V162H192ZM191 161V164L192 163H195V164H197L194 160H192ZM198 161V160H197ZM203 161V160H202ZM207 161L208 160H206V163H207ZM213 161V160H212ZM221 161V162H220ZM228 161H229V163H228ZM238 161H236V162H238ZM248 161H249V159H248ZM92 162V161H91ZM170 162V161H169ZM210 162H211V159H210ZM235 162V161H234ZM233 162V163H234ZM93 163V162H92ZM92 163H90L91 165H92ZM116 163H117V161H116ZM116 163H115V165H116ZM160 163V162H159ZM158 163V164H159ZM163 163H165V161L163 162ZM162 163V164H163ZM217 163V164H218ZM230 163H231V165H230ZM255 163H253V166H255L254 164ZM262 163V162H261ZM260 163V164H261ZM93 164H95V163H93ZM132 164H133V161H132ZM142 164V163H141ZM167 163H165V165H166ZM180 164H182V163H180ZM201 164V163H200ZM204 164V163H203ZM212 164H214V163H212ZM211 164V165H212ZM220 164H218L217 165V167H214V168H218V166L220 165ZM259 164V163H258ZM258 164H256V165H258ZM56 165H58V164H56ZM124 165V164H123ZM121 166V167H123L124 168V166ZM143 165V164H142ZM152 165V164H151ZM210 166V164H209V162L207 163V165H206V167L207 166ZM224 165V164H223ZM237 165H238V167H237ZM5 166V165H4ZM8 165H6V167H7ZM60 166V165H59ZM75 166H79V165H75ZM74 166V167H75ZM84 166V165H83ZM144 165H143V167L141 166L140 168H144L145 167ZM153 166V165H152ZM152 166H151V168H152ZM167 166V165H166ZM174 166V165H173ZM182 165H180V167H178V169H180V168H183L184 169V165L181 167ZM196 166V165H195ZM195 166H193L194 168H195ZM221 166V165H220ZM219 166V167H220ZM9 167V166H8ZM38 167H40L39 165H38ZM88 167V166H87ZM94 167H96L95 165H94ZM94 167H90V169L88 168H85V166L83 167V168H85V170H88V171H90L91 172V174H89V175H92L93 174V170H92V168L94 169ZM105 167V166H104ZM107 167V166H106ZM120 167V166H119ZM154 167H155V165H154ZM159 167V166H158ZM185 167H187V169L185 170V171H188V175H187V173H185L186 175L184 176L183 174L184 173H177V171L175 172L176 174H178L179 175V178H180V174L181 175H183V180L184 181H181L182 179H180L179 180V178H178V181H180V183H181V185H183L184 186V182H185V180H186V183H187V181L190 183V184H192V180H195L198 176H200V177H203V181H201V182H195V183H197L198 185L197 186H199L200 188L198 189V190H201V189H204L205 188V186H204V184H203V182L205 181V182H208V180H207V177H206V175L204 174V176H201L200 174H198V176H197V173H196V177H195V179H191V181H189L188 180V178L189 177H191V172H189L190 171V169L188 170V168L189 167H191V170H193L194 168H192V165H190V166H187V165H185ZM198 167H200V169H203V170H205V167H204V165H199V162H198ZM226 167H228V165H226ZM226 167H225V169H226ZM252 167V166H251ZM250 167V168H251ZM54 168V167H53ZM60 168H62V167H60ZM65 168V167H64ZM78 168H81V167H78ZM83 168H81V169H79L80 171H82V169ZM102 168V167H101ZM108 168V167H107ZM111 168V167H110ZM110 168H108V169H110ZM113 168H116V167H114L113 166ZM112 168V169H113ZM133 168H134V166H133ZM145 168H147V167H145ZM160 168L161 167H159V168H156L155 170L156 171H158V173H160V176L162 177L163 176V174L166 172H164L163 170H165L164 168H163V170L161 171L160 170ZM166 168V167H165ZM170 169H168L169 170V172H170V174H172L171 173V168H173V167H169ZM210 167H208V168H206V169H209ZM212 168V167H211ZM211 168H210V170H211ZM221 168V167H220ZM219 168V170H222V169H220ZM244 169H245V167H243ZM19 169V168H18ZM35 169V168H34ZM34 169L32 168V170H33V172H34ZM72 169H73V171H72V173L70 172V173H68V175H67V172H64V173H66V175L64 176L63 175V177H65L66 178V176H70L69 178H74V177H76V176H78V175H76L75 176V174H76V172L77 173H79V175H80V172H78L79 170L77 169H74L73 167H72ZM106 169V168H105ZM126 169H128L127 168V166H126ZM136 169H139V168H136ZM148 169V168H147ZM175 169H176V167H175ZM196 169V168H195ZM239 169V170H238ZM243 169V170H244ZM247 169H248V167H247ZM259 169V168H258ZM260 169H261V166H260ZM260 169H259V171H260ZM4 170V169H3ZM36 170V169H35ZM50 170V169H49ZM53 170V169H52ZM71 170V169H70ZM70 170H68V171H70ZM100 170V169H99ZM114 170V169H113ZM141 170V169H140ZM137 171V173L135 174V172H131L133 175H136L137 177H138V180L141 182V184H140V187L141 188H144V189H146V190H149V188L151 187L150 185H151V182H152V179L151 178H148V177H146V176H142V172H146L144 169L142 170V171ZM168 170H167V172L165 173V174H168L169 172H168ZM182 170V169H181ZM199 170V169H198ZM197 170V171H198ZM209 170V171H210ZM216 170H218V169H215V171ZM218 170V171H219ZM230 170H232V169H230ZM251 170V169H250ZM47 171V170H46ZM46 171H45V173H46ZM57 171V170H56ZM67 171V170H66ZM75 171V172H74ZM87 171V172H88ZM98 171V170H97ZM116 171L117 170H115V171H113V172H115L116 173ZM126 171V170H125ZM128 171V170H127ZM151 171V170H150ZM194 171V170H193ZM193 171H192V173H193ZM200 171V170H199ZM211 171H213V174H214V170H211ZM218 171H216L217 173H218ZM227 171V170H226ZM245 171H246V169H245ZM247 171H249V169L247 170ZM246 171V172H247ZM16 172H18V171H16ZM89 172V173H90ZM122 172H123V175H124V170H122ZM141 172V173H140ZM172 172H174V171H172ZM242 172V171H241ZM3 173V172H2ZM23 173V172H22ZM74 173V175L73 176H71V175H69V174H73ZM119 173V172H118ZM118 173H117V175H118ZM138 173H140L141 174V176H138L137 174ZM162 173V174H161ZM205 173L207 174V172L205 171ZM211 173V172H210ZM259 173V172H258ZM263 172L261 171V174H262ZM15 174V176L14 177H16V174L17 173H14ZM24 174V173H23ZM88 174V173H87ZM102 174V173H101ZM126 174H127V172L125 173V176H126ZM130 174V173H129ZM128 174V175H129ZM165 174H164V178L167 176H165ZM169 174V175H170ZM176 174H172V176L174 177V176H176L177 177V175ZM202 174V175H203ZM213 174L212 175H210L209 173L207 174V176H213ZM226 174V173H225ZM230 174H231V172H230ZM246 174V173H245ZM248 175L250 174V172H248L247 173ZM246 174V175H247ZM257 174V173H256ZM255 174V175H256ZM3 175V174H2ZM34 175V174H33ZM156 175V174H155ZM159 175V174H158ZM158 175H157V177H158ZM168 175V176H169ZM195 175V174H194ZM218 175V174H217ZM263 175V174H262ZM4 176V178L5 177H7V176H5V175H3ZM57 176V175H56ZM62 176V175H61ZM209 176V177H210ZM226 176V175H225ZM225 176H224V179L226 180H224V181H222L221 182V179L223 180V178L221 177V178H219V181L217 180V182H215L216 183V185H218V182H220V184L221 183H223L222 185L224 186L225 185V183H226V185H227V183H228V181H229V179L230 178H228V179H226L225 178ZM228 176H229V173H228ZM239 176H241V174H236L235 176H234V178L236 177V178H238ZM11 177L13 178V176L11 175ZM84 177V176H83ZM102 177H104V174H103V176ZM118 177V176H117ZM119 177H120V175H119ZM155 177V176H154ZM153 177V178H154ZM204 177H206V178H204ZM215 176H213L212 178H214ZM259 177H262V176H259ZM51 178V177H50ZM62 178V177H61ZM86 178V177H85ZM84 178V179H85ZM127 178H129L130 179V176L129 177H127ZM133 178V177H132ZM168 178V177H167ZM172 178V177H171ZM171 178H170V180H171ZM199 178V177H198ZM263 178H264V176H263ZM263 178H260L261 180L263 179ZM7 179V178H6ZM9 179V178H8ZM14 179V178H13ZM20 179H21V177H20ZM44 179V178H43ZM48 179H49V177H48ZM78 179V178H77ZM109 179V178H108ZM107 179V177H106V180H108ZM113 179V178H112ZM117 179V178H116ZM115 179V180H116ZM118 179H120V178H118ZM166 179V178H165ZM173 179V178H172ZM190 179V178H189ZM200 179H202V178H200ZM209 179V178H208ZM231 179L232 180H234L233 179V177H231ZM239 179H240V177H239ZM251 179V178H250ZM1 180V179H0ZM12 180V179H11ZM46 180V179H45ZM44 180V182L47 184V181H45ZM69 180V179H68ZM67 180V181H68ZM110 180V179H109ZM138 180L136 181V182H133V181H131L135 186H137L136 185V183L138 182ZM156 182H157V178L156 179H154ZM159 180V179H158ZM161 180H163V178L161 179ZM209 180H212V181H215V180H213V179H209ZM228 180V181H227ZM231 180V181H232ZM253 180H254V178H253ZM20 181V180H19ZM22 181V180H21ZM103 181H105L104 179H103ZM169 181V180H168ZM263 181L264 180H262L261 181V183H263ZM9 182H10V179H9ZM8 182V183H9ZM12 182V181H11ZM10 182V183H11ZM15 182H16V180H15ZM97 182V181H96ZM96 182H94V183H91V184H93L94 186L95 185H98V184H95ZM116 183L118 182H120V180L118 181H115ZM174 182V181H173ZM245 182V181H244ZM254 182V185L256 186V184H257V182L254 180L253 181ZM252 182V183H253ZM16 183H18V182H16ZM16 183H14V181L11 183V184H13V185H15ZM83 183L85 184V180L83 181ZM98 183V182H97ZM131 183V184H132ZM171 183V182H170ZM179 183V182H178ZM179 183V184H180ZM185 183V184H186ZM215 183L214 184H210L209 186H214L215 185ZM231 184H232V182H230ZM248 183H250V182H248ZM1 184V183H0ZM25 183H22L21 185H22V188H23V185H24ZM80 184V186H81V184L82 183H79ZM83 184V185H84ZM89 184H90V181H89ZM115 184V183H114ZM113 184V185H114ZM121 186H123V184H121V182L119 183ZM168 184V183H167ZM194 184V183H193ZM192 184V185H193ZM206 184V183H205ZM219 184V185H220ZM259 184H260V182H259ZM86 185V184H85ZM100 185V184H99ZM118 185V184H117ZM119 185V186H120ZM126 185V184H125ZM123 186L122 188H124V187H126V186ZM128 185V188L130 187V184H127ZM165 185V184H164ZM174 184L172 183V184H170V185H168L167 187H172ZM187 185V184H186ZM207 185V184H206ZM222 185H221V189H219L218 187L216 188V190H219V191H222L223 192V190H222ZM226 185H225V187H226ZM254 185H253V187H251V189H254V190H258V189H256L257 188V186H256V188L254 187ZM264 185V184H263ZM25 186V185H24ZM49 186H50V184H49ZM59 186V185H58ZM79 186V185H78ZM94 186H93V188H94ZM119 186H117V188L119 187ZM133 188H135V186H133V185H131ZM153 186V185H152ZM176 186V185H175ZM194 187H196L195 186V184L193 185ZM259 186H261V185H259ZM7 187V186H6ZM43 187H45L44 189H45V191L47 190L46 189V186L44 185ZM155 187H156V185H155ZM157 187H158V184H157ZM157 187H156V189H157ZM159 187H160V185H159ZM162 185H161V189H162ZM174 187V186H173ZM187 187H189L188 185H187ZM190 187H192V186H190ZM193 187V188H194ZM215 187V186H214ZM213 187V188H214ZM263 187V186H262ZM15 188L16 189H20L19 188V186H18V188H17V186L15 185ZM25 188V187H24ZM51 188V187H50ZM83 188H84V186H83ZM88 188V186L86 185L85 186V189H83L84 191L86 190ZM90 188H92V187H90ZM105 188V187H104ZM116 188V187H115ZM116 188V189H117ZM121 188V190L123 191V189ZM152 188V187H151ZM150 188V189H151ZM154 188V187H153ZM210 188V187H209ZM224 188V187H223ZM1 189V193H2V189L3 188H0ZM4 189H6V188H4ZM16 189H15V192H16ZM26 189H28L27 187H26ZM30 189V188H29ZM44 189H40L39 190V194H40V192H41V190H42V193H41V195L40 196H42V194L44 193L43 192V190ZM59 189V187L57 188V189H55V192L57 191ZM75 189H77V187H75ZM102 189H103V187H102ZM106 189V188H105ZM104 189V190H105ZM120 189V188H119ZM125 189V188H124ZM126 189H127V187H126ZM125 189V190H126ZM129 189H131V188H129ZM129 189H127V190H129ZM168 189V188H167ZM166 189V190H167ZM176 188L174 187V189L173 190H175ZM178 189V191L176 190V192H175V194L177 193V194H179L178 192H179V190H181V189H179V188H177ZM195 189V188H194ZM227 189V188H226ZM229 189V188H228ZM234 188H232V197L235 195V194H233L234 192L233 191H237V190H233ZM235 189H236V187H235ZM251 189L250 190H248V192H247V190H246V193H247V195H248V193H249V191H250V193L252 192L251 191ZM264 189V188H263ZM25 190V189H24ZM61 189H59L58 191H60ZM113 190H115L114 188H113ZM158 190V189H157ZM173 190H172V188H171V192H173ZM211 190L212 189H210V193H214L215 192V189H214V191L213 192H211ZM224 190H225V188H224ZM14 191V190H13ZM28 191V190H27ZM30 191V190H29ZM48 191V190H47ZM46 191V192H47ZM78 191V190H77ZM107 191V190H106ZM159 191V190H158ZM157 191V192H158ZM164 191V190H163ZM184 191V190H183ZM239 191V190H238ZM237 191V192H238ZM255 191V192H256ZM258 191H260V189L258 190ZM257 191V192H258ZM4 192V191H3ZM11 192V191H10ZM18 192V191H17ZM22 192H23V190H22ZM35 192V191H34ZM63 193V190H61L60 191V193ZM79 192H80V194H81V191L79 190ZM102 192H103V190H102ZM105 192V191H104ZM114 192H116V191H114ZM118 192H119V190H118ZM125 192H128V191H125ZM141 192V191H140ZM152 192V191H151ZM157 192H156V194H157ZM164 192H166V191H164ZM164 192H162V193H160V192H158L159 194H161L162 196H167V195H169V191H167L168 192V194H166V195H164L165 193ZM190 192V191H189ZM188 192V193H189ZM197 192V191H196ZM196 192L194 191V194L193 195H195L196 194ZM225 192H228V191H225ZM262 192H263V190H262ZM20 193H21V189H20ZM27 193V192H26ZM25 193V191H24V193L23 194H26ZM30 193H31V197H32V193L33 192H31L30 191ZM36 193V192H35ZM48 193H49V195L51 196L52 194H54V192L53 193H51L50 194V191L49 192H47V196H48ZM57 193H59V192H57ZM59 193V194H60ZM61 193V194H62ZM117 193V192H116ZM115 193V197H116V195H118V193L116 194ZM144 193V192H143ZM154 193V192H153ZM164 193V194H163ZM204 194L205 192H203V191H201L200 192V194ZM219 194L220 195V193L219 192H217L216 191V193H215V195L216 194ZM249 193V194H250ZM15 193L13 192V195H14ZM46 194V193H45ZM61 194H60V196H61ZM65 194V193H64ZM107 194V193H106ZM123 194V193H122ZM122 194L120 195V196H122ZM126 194H128V193H126ZM155 194V195H156ZM158 194V195H159ZM173 194V193H172ZM199 194V192L197 193V195H200ZM202 194V195H203ZM223 194L225 195V193L223 192ZM254 194V193H253ZM263 194V193H262ZM27 195V194H26ZM26 195H24L27 199H29V193H28V196H26ZM33 195H34V193H33ZM55 195V194H54ZM56 195H58V194H56ZM118 195V196H119ZM123 195H125V193L123 194ZM132 195V194H131ZM161 195H159V197L161 196ZM171 195V194H170ZM180 195V194H179ZM178 195V197H180ZM182 195H184L183 193H182ZM193 195H190L192 198H194L193 197ZM196 195V196H197ZM212 195V194H211ZM217 196V197H221V198H219V200L221 199V201H220V203H223V205H224V199H223V196L221 195V196ZM238 195V194H237ZM241 195V194H240ZM238 195V200H239V202H242V200H241V198L242 199H245L243 196L244 195ZM247 195H245V196H247ZM15 196V195H14ZM19 196V192H18V195H17V197ZM23 196V195H22ZM34 196H36V195H34ZM53 196V195H52ZM51 196V197H52ZM81 196V195H80ZM93 196V195H92ZM107 196V195H106ZM117 196V197H118ZM120 196H119V198L117 199V200H119L120 199ZM127 196V195H126ZM130 196V195H129ZM146 197L147 198V196L146 195H144V194H142V197ZM189 196V197H190ZM196 196H195V199H196ZM230 196V195H229ZM236 196V195H235ZM234 196V197H235ZM254 196V195H253ZM3 196L1 195V198H2ZM16 197V196H15ZM24 197V198H25ZM44 197H46L45 195H44ZM56 197V196H55ZM64 197H66V194H65V196ZM63 197V198H64ZM141 197V198H142ZM152 197H154V195H152ZM159 197H157V198H159ZM173 196H171V198L170 199H172V201H174L175 203H177L175 200H179V199H177L175 196V200L172 198ZM186 197V196H185ZM190 197V198H191ZM215 197V196H214ZM226 196H224V198H225ZM231 197V196H230ZM231 197V198H232ZM237 197V196H236ZM236 197L235 198H233L234 200H232L233 202L235 201H237V200H235L236 199ZM250 197H251V195H250ZM261 197H263V196H261ZM261 197H260V199H261ZM38 198H39V196H38ZM48 198V197H47ZM50 198V197H49ZM54 198V197H53ZM82 198V197H81ZM127 198V197H126ZM156 198V199H157ZM161 198V197H160ZM162 198H164V197H162ZM169 198V196H167V198H165V199H168ZM184 198V197H183ZM188 198V197H187ZM209 198H211L210 196H209ZM248 198H249V196H248ZM4 200H7V199H5V198H3ZM26 199V200H27ZM32 199H33V197H32ZM57 199H58V197H57ZM57 199H56V202H58L57 201ZM62 199V198H61ZM95 199V200H94ZM96 199L97 198H93V199H91L90 198V200H92V201H96ZM112 199H114V198H112ZM145 199V198H144ZM154 199V198H153ZM181 199V198H180ZM195 199H194V201H195ZM226 199H227V197H226ZM230 199V198H229ZM250 199H252L251 201L253 202L255 199H256V197H255V199H254V197H251V198H249V200L246 198V200H244L245 202H247L248 203V201H250ZM254 199V200H253ZM259 199V198H258ZM2 200V199H1ZM36 200V199H35ZM50 200H53V199H50ZM67 200H69V199H67ZM80 200V199H79ZM88 201L87 203H91V201ZM115 200H116V198H115ZM133 200V199H132ZM132 200H129V201H131V202H134V200L132 201ZM142 200V199H141ZM159 200V199H158ZM156 201L155 199H154V202H153V204L155 203L156 205H157V203L156 202H160L161 200H159V201ZM169 200V199H168ZM199 201H200V204L199 205H197V206H199L200 207V205H201V208L204 210V212H205V209H206V212H207V208H203V207H208V206H210V204L211 203H213V204H215L214 202H212L211 201V199H210V201L211 202H209V200L206 202L208 205H205V206H203L202 207V204H201V201H202V203L204 202V200L206 201V199H202V198H200V199H198ZM218 199H217V201H219ZM222 200H223V202H222ZM241 200V201H240ZM32 201V200H31ZM49 200L47 199V201H45V202H48ZM81 201V200H80ZM146 201V200H145ZM197 201V200H196ZM196 201H195V203H196ZM213 201H215V200H213ZM217 201H216V204H217ZM260 201V200H259ZM36 202V201H35ZM49 202H51V201H49ZM55 201L53 200V203H54ZM108 201H105V205L106 204H108L107 203ZM113 202V201H112ZM112 202L109 204V205H111L112 204ZM115 202V201H114ZM113 202V203H114ZM122 202H123V200H122ZM122 202H121V205H122ZM152 202V201H151ZM191 202V201H190ZM198 202V201H197ZM210 204H209V203ZM227 202V201H226ZM225 202V203H226ZM230 202V201H229ZM238 202V201H237ZM255 202H256V200H255ZM264 202V201H263ZM5 203H6V201H5ZM33 205H35V203H33V202H31ZM37 203V202H36ZM53 203L51 202L50 204L51 205H49L48 206V208L50 207L51 208V206H53ZM89 203V204H90ZM94 203V202H93ZM92 203V204H93ZM134 203H136L137 204V202H136V199H135V202ZM145 203H149V200H147V202H145ZM145 203H144V207L145 206H147V205H145ZM180 203H181V201H180ZM230 203H232V202H230ZM246 203V205H248L249 203H251V202H249L248 204ZM41 204H42V202H41ZM79 204H80V202H79ZM91 204V205H92ZM117 204V203H116ZM126 205H128L129 204V207L131 206L130 205V203H125ZM123 205V206H125L126 207V205ZM132 204V203H131ZM143 204V203H142ZM150 204L152 205V203H149L148 205L150 206ZM178 204V203H177ZM192 204H193V206H194V203L192 202ZM191 204V205H192ZM197 204V203H196ZM195 204V205H196ZM205 204V202L203 203V205ZM241 204V203H240ZM252 204V203H251ZM251 204H250V206H251ZM257 204H259L258 202H257ZM46 205H47V203H46ZM58 205H59V203H58ZM90 205V207L92 208V206ZM103 205H104V203H103ZM104 205V206H105ZM109 205H106V206H109ZM121 205L119 206L118 204H117V206L116 207H119V208H116V209H122L123 210V208H125V207H122V208H120L121 207ZM156 205H154V206H156ZM162 205H164V204H160V205H158V207L162 210V208H164V207H162ZM167 205V204H166ZM180 205V204H179ZM181 205H183L182 203H181ZM229 205H231V204H229ZM246 205H244V203L243 204H241V206H239V207H237V210H238V208L240 209V207H241V209H242V206L245 208V210H246V213L248 212V208H246V207H249V206H246ZM256 204H254L253 203V206H255ZM18 206V205H17ZM45 206V205H44ZM55 203H54V208H55ZM134 206H136V205H134L133 204V206H132V208L134 207ZM188 206V205H187ZM192 206V207H193ZM218 206V205H217ZM232 206H234V203H233V205ZM237 206V205H236ZM235 206V207H236ZM257 206H259V205H257ZM263 206V205H262ZM18 207H20V206H18ZM27 208H29V206H26ZM35 208L37 207V209L40 211V209L41 208H43L44 209V207L42 206L40 209L38 208V206H34ZM86 206H83V208H85ZM87 207H89V206H87ZM111 207V206H110ZM110 207H108V208H110ZM144 207H141V206H137L136 208H137V211H139V213H137V211L135 212V213H137V214H140L141 216H143L144 218H145V214H144V212H146L145 211V208ZM148 207V206H147ZM158 207H156V210L158 211ZM162 207V208H161ZM177 207V206H176ZM176 207H175V209L174 210H178V209H176ZM198 207V208H199ZM32 208V207H31ZM45 208H46V206H45ZM53 208V209H54ZM103 208H106V207H103ZM114 208H115V204H114ZM114 208H112V210H110V211H112L111 212V215L112 214H118V212L117 211H119V210H117L116 211V213L114 212V210H116V209H114ZM158 208V209H157ZM183 208V207H182ZM194 208V207H193ZM198 208H195V210L196 211H194V209H193V211H189L191 214L192 213H194V212H196V213H198V215L197 216H200L199 215V212L200 211H202L201 209H198ZM210 207H208V209H209ZM220 208V207H219ZM231 208V207H230ZM252 208V207H251ZM260 208L262 209V208H264V207H261L260 206ZM14 209V208H13ZM15 209H18V208H16L15 207ZM43 209H41V214L43 215L42 217L44 218V217H46L47 215H44L43 214ZM102 209V208H101ZM100 209V210H101ZM150 209V208H149ZM159 209V210H160ZM197 209H198V211H197ZM228 209H229V206H228ZM227 209V210H228ZM232 209V208H231ZM234 209V208H233ZM258 209L259 208H257V211H258ZM12 210V209H11ZM49 210V209H48ZM85 210L87 211V209L85 208ZM85 210H82L81 209V212L82 211H84V213H85ZM89 210V209H88ZM99 210V211H100ZM147 211H148V209H146ZM155 210V211H156ZM164 210V209H163ZM171 210V209H170ZM173 210V209H172ZM171 210V211H172ZM173 210V211H174ZM200 210V211H199ZM226 210V209H225ZM236 210V211H237ZM251 209H250V207H249V211H250ZM25 211H28V210H25ZM24 210L22 211V212H25ZM52 211V210H51ZM56 211V210H55ZM90 211V210H89ZM164 211H166V209L164 210ZM169 211V210H168ZM167 211V212H168ZM170 211V213H173V212H171ZM176 211H174V212H176ZM188 211V210H187ZM209 211H210V209H209ZM229 211H232V210H229ZM235 211V209H234V212H236ZM244 211V210H243ZM243 211L241 212V214H243ZM253 211H255L256 212V209L254 208V210ZM12 213V215H14V217L12 216V218L14 219L15 218V216H18V215H16V214H14V212L13 211H11ZM21 212V213H22ZM95 212V211H94ZM182 212H184V211H182ZM203 212V213H204ZM224 212V211H223ZM227 212V211H226ZM234 212H232V213H234ZM252 214H253V212H252V210L250 211ZM261 212V211H260ZM20 213V214H21ZM28 213V212H27ZM49 213H51V212H49ZM93 213V212H92ZM106 213V212H105ZM125 213V212H124ZM127 213V212H126ZM170 213L168 212V214L170 215ZM178 213V212H177ZM210 213H211V211H210ZM213 213V212H212ZM231 213V212H230ZM244 213H245V211H244ZM249 213V212H248ZM25 214V213H24ZM65 214V213H64ZM129 213H127V215H128ZM160 214V213H159ZM164 214L165 215H167L165 212L164 213H161V215H159L160 217H164ZM185 214H187L188 216H191V217H195V214L194 215H189V213H185ZM204 214H206V213H204ZM236 214L238 215V213L236 212ZM240 214V213H239ZM50 215H52V213L50 214ZM109 214H107V216H108ZM125 215V214H124ZM136 215V214H135ZM140 215H138V216H132L131 217V219L130 220H133V219H137L133 224H132V227H133V229H135L136 231H137V233H138V235L139 236H143V238L147 235H149L150 237H147V238H151L152 237V235L151 234H153L152 233V231H150L151 229H154V231H158V230H160L159 228L160 227H157V229L158 230H155V228H156V223H157V226H159L158 225V222H156V221H158V220H154V222H152V225H149L151 222H149V224L148 223H146V221H145V223L146 224H148L149 225V227L146 229V227H144L146 230H144V229H142L143 227V220L141 221V216ZM147 215H148V212H147ZM146 215V216H147ZM169 215H167V216H169ZM172 215V214H171ZM175 216H176V214H174ZM208 215H209V213H208ZM211 215H214V214H211ZM208 216V217H212V216ZM222 215H224V214H220V216L222 217ZM237 215H235L236 217H230L229 216V214L227 213L226 215H224V216H228L230 219L232 218V220H231V223H233L234 221L233 220H235V219H233V218H238L237 217ZM245 215H247V214H243V216H245ZM53 216V217H52ZM51 216V218H53L54 219V215H52ZM126 216V215H125ZM158 216V213H157V215H155V217H154V214H152V217L150 218V214H149V218L151 219V220H153L152 218L154 217L155 219H158L159 218V220H160V217ZM167 216L164 218L165 219V221H162V219H161V222H160V225H161V223H162V225L164 224V222H166V219H168L167 220V222L169 223V220H171V219H169V217L167 218ZM173 216V215H172ZM186 217V218H188L189 219V217ZM202 216V215H201ZM200 216V217H201ZM219 216V215H218ZM217 216V217H218ZM233 216V215H232ZM242 216V215H241ZM248 216V215H247ZM260 216V215H259ZM19 217H21L20 215H19ZM64 217H65V215H64ZM100 217H101V215H100ZM99 216H98V218H100ZM111 217L112 216H109L108 218H107V220L110 218L111 219ZM114 217V216H113ZM121 217V216H120ZM143 217H142V219H143ZM158 217V218H157ZM200 217H197L198 219H200ZM203 217V216H202ZM206 217H207V215H206ZM214 217H215V215H214ZM216 217V218H217ZM220 217V218H221ZM258 217V216H257ZM30 218V217H29ZM32 218V217H31ZM47 219H48V217H46ZM51 218L49 217V219H50V221H51ZM67 218V217H66ZM65 218V219H66ZM105 218V217H104ZM172 218V217H171ZM185 218V219H186ZM196 218V217H195ZM196 218V219H197ZM213 218V217H212ZM225 218V221H226V218L227 217H224ZM223 218V219H224ZM245 217H242V219H244ZM264 218V217H263ZM37 220L39 219V218H36ZM48 219V220H49ZM68 219V218H67ZM175 219V218H174ZM173 219V220H174ZM181 219H184L183 217H181ZM180 219V220H181ZM185 219H184V221L183 222H185L186 223V221H185ZM191 219V218H190ZM193 219V218H192ZM197 219V220H198ZM205 219H207V218H205ZM205 219H203V220H205ZM209 219V218H208ZM222 219V218H221ZM223 219H222V222H225V221H223ZM257 219H259V218H257ZM257 219H256V221H257ZM2 220V219H1ZM27 220V219H26ZM33 221L35 220L34 218L32 219ZM41 220V219H40ZM48 220H46L45 219V221H48ZM56 220V219H55ZM95 221L97 220V217H96V219H94ZM113 220V219H112ZM145 220V219H144ZM147 220V219H146ZM179 220V223L181 222ZM195 219H193V220H189V222L191 223H193L194 224V221ZM200 220H202V219H200ZM202 220V221H203ZM215 220V219H214ZM217 220V219H216ZM253 220H255L254 218H253ZM30 222L31 220H27V222ZM101 221L103 222V220L101 219ZM110 221V220H109ZM148 221V220H147ZM213 221V220H212ZM212 221H209L210 223L208 224V225H212L211 224V222ZM218 221V220H217ZM221 221V220H220ZM219 221V222H220ZM228 221V220H227ZM233 221V222H232ZM247 221V220H246ZM251 221V220H250ZM38 222H39V220H38ZM41 222H42V220H41ZM65 222V221H64ZM64 222H62V223H64ZM67 223H68V221H66ZM92 222H94V221H92ZM99 222H100V220H99ZM104 222H106V220L104 219ZM114 222H117V221H114ZM142 222V223H141ZM175 222H177V221H174L173 223L172 222H170L169 223V226H168V228L172 225V224H174ZM187 222H188V220H187ZM204 222V221H203ZM206 222H207V220H206ZM205 222V223H206ZM255 222V221H254ZM42 223H44V222H42ZM48 223H49V221H48ZM67 223H65V225H61V224H59V225H57V224H55V226L53 225H51V223H50V225H51V227L53 228V227H55L54 228V230L55 229H57V228H59V226H62V230L66 233V235L64 236L65 238H67V236H69L68 238H69V240H70V243H71V241H72V239H74V238H76L77 236H75L74 238H72V239H70V236H72V233H73V236H74V234L76 233V232H69V230L70 231H72V228H71V225H70V222H69V224H67ZM108 223V222H107ZM113 223V222H112ZM129 223H130V221H129ZM132 223V222H131ZM144 223V224H145ZM178 223V224H179ZM213 223V222H212ZM243 224V221H240V224ZM246 223H248V222H246ZM249 223H251V222H249ZM66 224H67V227H66ZM81 224H83V222L81 223ZM91 224V223H90ZM115 224V223H114ZM120 224V223H119ZM123 224H125V223H123ZM128 224V223H127ZM171 224V225H170ZM176 224V223H175ZM177 224V226H176V228L175 229H178L177 227L179 226ZM252 224H253V222H252ZM264 223H262V225H263ZM28 225V224H27ZM42 225H47V223H44V224H42ZM58 227H57V226ZM68 225H69V227H68ZM74 225V224H73ZM111 223L109 224H107V225H103V227L105 226L106 227V233L105 232H103V234H102V231H103V228L101 229L102 231L100 232V234H97L96 235V237H99L100 236V238L99 239H102L101 241H100V243L98 244V245H95V244H97V243H95V244H93L91 241H89L90 242V244L92 243V245H90V244H88L89 242L88 241H86L87 243H86V245H84V246H86V247H88V249L90 250V249H92V251L93 250H95V251H103V252H105V251H110L112 248L114 249V250H118V252H119V249L120 248H122V247H120V245H119V243H115V244H111L113 247L111 248V245H110V240H111V235L114 233V231H115V229H116V224L115 225H111ZM130 225V224H129ZM166 225V224H165ZM184 225H186V224H184ZM183 225V226H184ZM191 225V224H190ZM195 225V224H194ZM214 225V224H213ZM222 225H224V224H222ZM222 225H220V226H222ZM226 225H227V222H226ZM226 225H224L225 227H226ZM229 225V224H228ZM259 225H261V224H259ZM261 225V226H262ZM24 226V225H23ZM29 226V225H28ZM75 226V225H74ZM124 226V225H123ZM123 226H121L122 228H123ZM167 226H165V228L167 227ZM180 226H182V223H181V225ZM179 226V227H180ZM187 226H188V224H187ZM215 226V225H214ZM243 226H244V224H243ZM250 226V225H249ZM5 228H6V226H4ZM4 227H0V229H1V231H2V229L4 228ZM43 227V226H42ZM51 227H48V228H51ZM67 228L66 230H64V228ZM87 227H89V225L87 226ZM120 227V228H121ZM128 227V226H127ZM127 227H125V228H127ZM130 227H131V225H130ZM129 227V228H130ZM174 227V226H173ZM185 227V226H184ZM197 227V228H196ZM196 227L194 226V228L193 229H196V231H199V229L201 228V227H199V229H198V225H196ZM205 227V226H204ZM211 227V226H210ZM217 227V226H216ZM223 227V226H222ZM224 227V228H225ZM240 227H242L241 225H240ZM244 227H246V226H244ZM252 227V226H251ZM251 227H247V228H250L251 229ZM259 227V226H258ZM263 227V226H262ZM262 227L260 228V229H262ZM4 228V229H5ZM8 228V227H7ZM7 228L5 229L6 230V232L9 230V228H8V230H7ZM11 228H15V226L14 227H10V229ZM68 228H69V230H68ZM75 228V227H74ZM90 228V227H89ZM89 228L88 229H86L85 230V233L86 232H88L87 230H89ZM181 228V227H180ZM186 228V227H185ZM184 228V229H185ZM215 228V227H214ZM214 228H211L212 230L214 229ZM218 228H219V226H218ZM239 228V227H238ZM3 229V231H5ZM60 229V228H59ZM82 229V228H81ZM210 228L209 229H207L208 231L210 230V233H208V231H207V234L209 235V234H211V232H212V230H211ZM220 230H221V228H219ZM219 229H217V230H219ZM240 229V228H239ZM237 230V231H239V233H240V230ZM249 229V230H250ZM255 229L257 230V232H258V230L259 229H257V226H255ZM255 229H251V230H253L252 232H254V230ZM11 230H13V229H11ZM24 230V229H23ZM58 230V229H57ZM61 230V229H60ZM162 230V229H161ZM186 230V229H185ZM192 230V229H191ZM190 230V231H191ZM200 230H203V229H200ZM243 230H245L244 228H243ZM247 230V229H246ZM255 230V231H256ZM263 230V229H262ZM1 231H0V233H1ZM3 231H2V233H3ZM56 231V230H55ZM59 231V230H58ZM58 231H56V232H58ZM68 231V232H67ZM119 231V230H118ZM176 231V230H175ZM179 231H181V233H182V231H184L183 229H179ZM189 231V230H188ZM194 231V230H193ZM196 231H194V233L196 232ZM205 231V232H206ZM216 230H214L213 232H214V234H217V236H219L218 235V232H215ZM223 231V230H222ZM221 231V232H222ZM236 231V232H237ZM260 231V230H259ZM10 232V231H9ZM55 232V233H56ZM63 232V235L65 234ZM96 232H98V231H96ZM133 233H134V231H132ZM167 231H165L164 233H166ZM200 232V231H199ZM199 232H196V235L195 236H197L198 234L197 233H199ZM203 232H204V230H203ZM241 232H243L242 231V229H241ZM261 232H264V231H260V234H262ZM36 233V232H35ZM59 233V232H58ZM57 233V234H58ZM60 233H62V231L60 232ZM69 233V234H68ZM71 233V234H70ZM83 233V232H82ZM88 233H90V231L88 232ZM105 233V234H104ZM155 233V232H154ZM184 233V232H183ZM188 233H190V232H188ZM193 232H191V235H193L192 234ZM238 233V234H239ZM245 233V232H244ZM249 233V232H248ZM256 233V232H255ZM135 234V233H134ZM166 234H168V233H166ZM172 234V233H171ZM170 234V235H171ZM174 234V233H173ZM177 234V233H176ZM202 233L200 232V235H201ZM206 234V235H207ZM222 234H223V232H222ZM225 234H227L226 232H225ZM61 235V234H60ZM58 236V237H60V239L62 238V236ZM89 235V237H90V235L91 234H88ZM92 235H94L93 234V232H92ZM101 235H103L102 237H101ZM154 235H156V234H154ZM200 235H198V236H200ZM235 235V234H234ZM239 235H243V234H239ZM238 235V236H239ZM244 235H246V234H244ZM256 235H258L259 236V234H252V236H255L256 237ZM51 236H53V234L51 235ZM87 236V235H86ZM134 236V235H133ZM160 236H161V234H160ZM166 236V235H165ZM173 236V235H172ZM176 236H180V233L178 234V235H176ZM182 236V238L185 236V234L184 235H181ZM188 236V235H187ZM204 236H205V234H204ZM213 236V235H212ZM217 236H214L215 238L214 239H216V238H218ZM220 236H222V235H220ZM224 236V235H223ZM226 236V235H225ZM231 236V235H230ZM229 236V234L227 235V237H230ZM233 236V235H232ZM246 236H248V237H250V235H246ZM251 236V237H252ZM258 236L255 238L256 240L255 241H259V242H261V240H260V236H259V240H257V238H258ZM167 237V236H166ZM173 237H175V235L173 236ZM189 237V236H188ZM207 237V236H206ZM237 237V236H236ZM235 237V238H236ZM262 237H263V234H262ZM38 237L36 236V239H37ZM50 238V237H49ZM64 238V239H65ZM68 238L66 239V241H65V243H67V242H69V240H68ZM92 238H94V236H92L91 237V239ZM170 238V236L168 237V239ZM182 238H177L179 241H180V239H182ZM190 238H192V242L194 241V243L193 244H196L197 245V239H195V240H193L194 238L193 237H191L190 236ZM209 240H211L213 237H210V235H209V237H207ZM211 238V239H210ZM219 238H221L222 240L223 239H226V237L225 238H222V237H219ZM218 238V239H219ZM231 238V237H230ZM235 238H231V240H233V239H235ZM24 239V238H23ZM60 239H59V241H60ZM63 239V238H62ZM64 239H63V241H64ZM88 239V238H87ZM141 239H142V237H141ZM145 239V238H144ZM173 239V238H172ZM201 239V238H200ZM204 239H206V238H204ZM237 239V238H236ZM235 239V240H236ZM254 239V238H253ZM253 239H251L253 242H254V244H255V241L253 240ZM2 239L0 238V241H1ZM33 240H35V239H33ZM68 240V241H67ZM75 240V239H74ZM74 240L72 241V243L71 244H73V242H74ZM78 240H79V238H78ZM78 240H76V241H78ZM90 240V239H89ZM164 238H163V240H161V241H159V242H164ZM175 240V239H174ZM177 240V241H178ZM228 240H230L229 238H228ZM235 240H233V241H235ZM239 240V239H238ZM238 240H236L235 241V243L236 242H238L239 243V241ZM249 240V239H248ZM11 241V240H10ZM63 241L61 240L60 241V243H62V245L65 247V243H63ZM137 241H139V239L138 240H136V242H134V245H133V247H135V248H137L138 250H140V252H141V247H143L145 244H140V243H142L143 241H140V243L139 244H137L136 246H135V243H137ZM147 241V240H146ZM176 241V240H175ZM178 241V242H179ZM196 241V242H195ZM200 241H202L203 242V238L201 239V240H199V242L198 243H202V242H200ZM34 242H36V240L34 241ZM38 242V244H40L41 246L43 245L44 246V244L43 243H45V242H43V240L41 241L40 239L37 241ZM43 242V243H42ZM46 242H48V241H46ZM166 242H168V241H166ZM165 242V243H166ZM217 242V241H216ZM228 242V241H227ZM230 242H232V241H230ZM259 242H258V244H259ZM49 243V242H48ZM59 242H57V244H58ZM76 243V242H75ZM73 244L72 246H74V247H77V246H75L76 244ZM84 243V242H83ZM153 243V242H152ZM160 243V244H161ZM172 242H169V244H171ZM180 244L182 243V242H179ZM210 244H211V241L209 242ZM215 243V242H214ZM238 243H236L237 245H238ZM241 243V242H240ZM261 243H263V242H261ZM50 244V243H49ZM71 244H70V247H71ZM79 244H80V241H79ZM157 244V246H156V248H155V250L158 248L159 250H157L158 251V253L159 252H163V250L166 252H168V254L170 253V250H171V253L170 254H173L174 252H172L173 250H176V249H171V247L173 246V245H176L177 244V247L179 246V244L176 242V244H175V242L173 241V245L172 246H165L163 243V245L161 244ZM168 243H167V245H169ZM200 244H198V245H200ZM204 244V243H203ZM208 244V243H207ZM207 244L205 243V247H207ZM216 244V243H215ZM218 244H221V241L220 242H218ZM225 244H227V246L228 247H230L229 245H228V243H225ZM223 245V246H226V245ZM231 244V243H230ZM233 244H234V242H233ZM235 244V245H236ZM257 244V243H256ZM257 244V245H258ZM47 245V244H46ZM55 245V244H54ZM62 245L60 244L59 246L60 247H62ZM161 247V248H159V246ZM197 245V246H198ZM30 246V245H29ZM53 246V245H52ZM56 246V245H55ZM58 246V245H57ZM67 246V245H66ZM82 246V245H81ZM150 246H152V245H148V247H150ZM155 246H153V247H155ZM196 246V247H197ZM212 244H211V248H212ZM221 246V245H220ZM240 247L242 246V244H240L239 245ZM238 246V247H239ZM0 247H2L3 249L4 248H6V246L4 247L3 246V244H2V246L0 245ZM18 247V246H17ZM45 247V246H44ZM48 247V246H47ZM54 247V246H53ZM59 247V248H60ZM79 247V246H78ZM77 247V248H78ZM132 247V251H129V250H131V248L130 249H126L127 251H129V253L128 254H130V252L132 253L133 251H136V249H134ZM148 247H144L145 249H147V251L146 252H148L149 250V248ZM174 247H176V246H174ZM176 247V248H177ZM191 247H194L193 245L191 246ZM191 247L190 248H188V250H190L191 249ZM195 247V248H196ZM209 248V250H210V245L208 246ZM235 247H237V246H235ZM243 247V246H242ZM261 247H262V245H261ZM260 247V248H261ZM264 247V246H263ZM16 248V247H15ZM15 248L11 245V248H8V252H10L9 251V249H11V250H14V251H17V249H18V251H19V247L18 248H16V250H15ZM35 248V247H34ZM63 248V247H62ZM67 248V247H66ZM73 248V247H72ZM77 248H75V249H77ZM80 248V247H79ZM78 248V250H80ZM111 248V249H110ZM124 248V247H123ZM222 248V247H221ZM260 248H258V250L260 249ZM1 249V248H0ZM3 249H1L0 251H2ZM7 249V248H6ZM27 249V248H26ZM68 250H70L69 248H67ZM74 248H73V250H75ZM84 249V247L81 249V250H83ZM88 249H85L84 251V253H89L88 252ZM110 249V250H109ZM150 249H152L153 250V248H150ZM193 249V248H192ZM199 249V248H198ZM198 249L196 250V252L198 251ZM201 249V248H200ZM238 249H241L242 250V248H238ZM21 250V249H20ZM36 250V249H35ZM64 250V249H63ZM68 250H66L67 251V253L69 252ZM73 250H72V252H73ZM120 250H122V249H120ZM124 250V249H123ZM180 250V249H179ZM187 250V249H186ZM187 250V251H188ZM202 250H204V249H202ZM206 250H207V248H206ZM217 250H221V249H217ZM216 250V251H217ZM223 250V249H222ZM229 250V249H228ZM233 250H234V247H233ZM244 250V249H243ZM6 251V253H8ZM65 251V252H66ZM142 251H144V250H142ZM151 251V250H150ZM177 251H178V249H177ZM193 251H194V249H193ZM193 251L191 250V253H193ZM211 251V250H210ZM210 251H208L207 253L209 254V252ZM231 251V250H230ZM256 251V250H255ZM260 251V250H259ZM72 252L70 251L69 253L70 254H72ZM76 252V251H75ZM113 252H115V251H113ZM125 252V251H124ZM137 252V251H136ZM153 252V251H152ZM151 252V254H154L155 255V253H156V251H154L155 253H152ZM179 252V251H178ZM212 252H215V251H212ZM211 252V253H212ZM233 252V255H234V253H235V251H232ZM236 252H237V249H236ZM240 252V251H239ZM243 252V251H242ZM263 252V251H262ZM11 253H14L15 254V252H10V254ZM34 253V252H33ZM57 253V252H56ZM107 253V252H106ZM108 253H110V252H108ZM112 253V252H111ZM177 253V252H176ZM194 253H195V251H194ZM192 254V255H194L195 256V254ZM10 254H8V255H10ZM23 254V253H22ZM24 254H25V252H24ZM28 253H26V256L27 257H29L28 255H27ZM30 254V256H31V254L32 253H29ZM35 254V253H34ZM77 254V253H76ZM81 254H82V252H81ZM95 254H99V253H95ZM117 254V256L116 257H119L120 256V254L119 253H116ZM119 254V255H118ZM135 254V253H134ZM145 254V253H144ZM162 254V253H161ZM164 254V256H165V254H167V253H163ZM178 254V253H177ZM232 254V253H231ZM240 254V253H239ZM244 254V253H243ZM248 254V253H247ZM2 255V254H1ZM6 255V254H5ZM4 255V253H3V255L2 256H4V257H6ZM12 255V254H11ZM80 255V254H79ZM83 256H84V254H82ZM86 255H88L89 256V254H86ZM91 255H93V254H91ZM90 255V256H91ZM107 255V254H106ZM127 255V254H126ZM174 255H176V254H173V255H171L170 257H171V259H172V257L174 256ZM191 255V254H190ZM218 255V254H217ZM236 255V254H235ZM238 255V254H237ZM245 255V254H244ZM255 255V254H254ZM37 256H39V255H37ZM66 256H68V255H66ZM65 256V257H66ZM89 256V257H90ZM100 256V255H99ZM108 256H110V254L108 255ZM124 256L125 255H123V261H127V260H124ZM152 256V255H151ZM148 257V259H146L147 257H146V254H145V261L146 262H148V260H149V262L151 261V258L152 257ZM164 256H162V258L161 259H163V257ZM193 256V257H194ZM247 255H245V257H246ZM250 258L252 257V258H254V257H257V256H254L253 257V254H252V256H250V255H248ZM247 256V259L250 261V259H249V257ZM7 257H10V256H7ZM6 257V258H7ZM26 257V258H27ZM32 257V256H31ZM31 257H29V259L30 260H32V258ZM76 257V256H75ZM75 257H73V258H75ZM96 257V256H95ZM113 257V256H112ZM134 257V256H133ZM156 256H154L153 258H155ZM158 257V259H156L155 258V261L156 260H159L160 259V257H161V255L160 256H157ZM166 257V256H165ZM169 257V256H168ZM219 257V256H218ZM234 257L235 256H233V258L232 259H234ZM12 258H13V256H12ZM22 258V257H21ZM64 258V257H63ZM93 259L94 258V255H93V257L91 256L90 257V259ZM144 258H142V259H144ZM150 258V259H149ZM152 258V259H153ZM197 258H199V257H197L196 256V259ZM219 258H221V260L223 259L222 257H219ZM224 258H226L225 256H224ZM242 258H244V257H242ZM252 258H251V261H252ZM15 259V258H14ZM29 259H28V261H29ZM62 258H60V260H61ZM89 259V258H88ZM96 259V258H95ZM137 259V258H136ZM141 259V260H142ZM165 259V258H164ZM167 260H169L168 261V264H170L171 262H173L174 264H175V260H173V261H170L171 259H168V258H166ZM174 259H175V256H174ZM227 259H230V258H227ZM231 259V260H232ZM247 259H246V261H247ZM256 259V258H255ZM7 260V259H6ZM23 260H26V259H23ZM56 260V259H55ZM133 260V259H132ZM140 260V261H141ZM154 260V259H153ZM194 260V259H193ZM200 260V259H199ZM220 260V259H219ZM5 261V260H4ZM3 261V262H4ZM17 262H18V260H16ZM15 261V262H16ZM58 261H59V258H58ZM71 261H73V260H71ZM74 261H76V260H74ZM117 261V260H116ZM143 261V260H142ZM145 261H143V262H145ZM177 261V260H176ZM179 261V260H178ZM177 261V262H178ZM240 261V260H239ZM255 261V260H254ZM253 261V262H254ZM6 262V261H5ZM10 263H11V261H9ZM9 262H8V264H9ZM17 262H16V264H17ZM23 262V261H22ZM57 262V261H56ZM56 262H55V264H56ZM92 263L94 262V260L93 261H91ZM96 264H99V263H101V261L98 263V260L96 259ZM139 262V260L137 261V263ZM142 262V263H143ZM148 262V263H149ZM158 262H161L162 263V260L161 261H158ZM165 262H167V261H165ZM195 262V261H194ZM210 262V261H209ZM216 262V261H215ZM244 262H245V260H244ZM12 263H13V261H12ZM11 263V264H12ZM72 263H74V262H72ZM87 263V262H86ZM91 263V264H92ZM95 263V262H94ZM116 263V262H115ZM129 264V263H127V262H123V264ZM131 263V262H130ZM135 263H136V261H135ZM152 262H150L149 264H151ZM155 263V262H154ZM163 263H164V261H163ZM173 263H171V264H173ZM179 263V262H178ZM177 263V264H178ZM198 263V262H197ZM196 263V264H197ZM227 263V262H226ZM231 263L233 264V261H231ZM244 264V263H242V262H239V264ZM246 263V262H245ZM263 263V262H262ZM261 263V264H262ZM0 264H2V262L0 263ZM3 264H5V263H3ZM19 264H23V263H21V261H19ZM29 264V263H28ZM45 264H50V262L48 261V263H45ZM52 264H54V260H53V263ZM58 264H60V262L58 263ZM79 264H80V261H79ZM81 264H82V262H81ZM101 264H103V263H101ZM105 264V263H104ZM134 264V263H133ZM139 264H140V262H139ZM156 264V263H155ZM167 264V263H166ZM192 264V263H191ZM211 264V263H210ZM219 264V263H218ZM222 264V263H221ZM225 264V263H224ZM234 264H235V262H234ZM248 264V263H247ZM260 264V263H259Z\"/></svg>",
	"mask_w": 264,
	"mask_h": 264
}]
</instances>
